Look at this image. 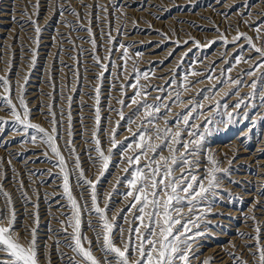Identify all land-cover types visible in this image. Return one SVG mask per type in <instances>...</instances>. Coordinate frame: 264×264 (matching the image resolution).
<instances>
[{"label": "rangeland", "instance_id": "1", "mask_svg": "<svg viewBox=\"0 0 264 264\" xmlns=\"http://www.w3.org/2000/svg\"><path fill=\"white\" fill-rule=\"evenodd\" d=\"M20 1H22V2H20ZM67 1H70V2H67ZM74 1H75V3H74ZM74 1L73 0H64V1L63 0H60V1L59 0H57V1L56 0L55 1L54 0H45V2H44L43 0H39V9H38L39 14L36 15L37 9L34 8L32 5L36 4L37 0H33V1L32 0H29V1L28 0H15V1L14 0H8V1L7 0H0V24H1L0 25V46L2 45L1 46L2 48L0 47V55H1L0 56V63H1V65H0V76L7 75L10 79L11 89H12L11 98L13 100V103L18 104L17 97L19 95V88L17 87V85L18 84L24 85V89H25L24 97H25L26 103H27V105L30 109V112H31V122L39 125L40 127H43L44 129H46L48 131H51V128H52V124L50 123L52 116L49 114L48 106L49 105L52 106V111L55 112L56 119L59 122L56 125V127L58 128V133H59L57 142H58V146L61 150V153L65 157L67 168H68V171L70 173V184H71V190H72L73 196H75L77 198L78 202L82 206L87 204L90 207L91 199H90L89 191L87 190V185H85L84 187L78 186L77 177L79 174V170H77L74 166V164H75L74 157L70 155V153L68 151L69 145L66 144V141L71 139V141H72L71 147L75 148L76 155H78L80 157V164H81V167L83 168V170L86 174V178L91 179V180H95L96 177L99 175L98 165L94 166L92 160L89 159V156L91 155L93 158H95L97 155L95 153V151L93 150L95 148V145H94V143L91 142V137H92L93 131L96 130L95 123H94L95 122V113L94 112H95V109L97 107H99L100 112H101L100 113L101 119H100V125H99V130L97 132V136H98V139H100V141H101V146H102L103 150L107 154V150L111 147V145L109 143V138H110V134L113 132V130H115L116 139L118 141V147H119V142L127 143L129 140L132 139V132L129 131V128H131L133 132H138L139 131V125L144 120V116H143L144 109H140L139 114L136 116H133V113L137 109V104H132L131 97H133L134 93L137 91V88L130 87V85L136 84V85L144 86L143 89H140V90L146 92L147 95H146V97H138L137 98L138 101L146 102L148 104H158L161 102H163L165 104H170V105L172 104L173 105L172 108H174V109L171 108V113H179V112L185 111L187 108L190 107V105H188L187 103H182L184 105L181 106V104H180V106H179L180 109H177L179 107H177L173 104V102L175 100L176 91H180L181 101L195 100V101H200L201 103H204L206 105L205 106L203 104L204 105L203 112L204 111L207 113L209 112L210 116L207 113H204L205 117H204V115L203 116L201 115L203 118L201 119L199 117L200 120L199 119L198 120L200 122L198 120L195 121V123L197 122L196 123L197 125L199 124V126L203 129L206 122L210 119L212 120L211 124H207V127L209 129H211V132L205 134L204 149L201 151V153L197 157H195V160L199 161V165L195 169L194 174L197 173L195 175H197L198 180H203L205 186L207 185V179L205 177H206L207 171L210 168V165L208 163L209 154H211L215 158V160L219 162V168L221 169V171L216 173L217 183L219 184V187H217L214 190L216 194L214 196L209 194L207 201H204L200 204L201 208H207V207L211 206V211L208 213L206 219H204L201 222L200 230H203L205 232V237L198 238L197 244L200 246V248L201 247L203 248V249L202 248L200 249L199 253H197V251H195L196 252L195 257L199 256L198 258L200 259L198 264H201V261H204L206 259H210L211 264H220L219 261H222V258L224 259V257H225V259H224L225 264H236V263L238 264V262H239V264H241V262L245 261L246 259H247L246 260L247 264H258V260L254 259V257L251 254L252 252L249 250L250 247L253 244H255V240L254 239H248L247 237H255L256 236L254 229L257 225L261 228V237L264 238V227H263L264 226V219H263L264 218V215H263L264 214L263 213L264 212V206H263L264 205V203H263L264 202V196H262L260 193L264 190V170H261V169H264V166H263L264 163L259 164L260 161L264 160V134H263L264 133V129H263L264 128V106L261 109V107H262L261 101H262V97H264V94H263L264 89L263 90H261V89L264 87V84H262L260 82V80L258 79V77L261 75V73L264 72V69H261L260 71L256 72L255 76H248L245 74L248 72L249 69H250L249 71L252 70L253 65H255V63L253 64L251 62L252 64L250 65L251 66L250 67L248 65L250 63H244L243 61H241L239 64H236L235 59L234 60H232V59L235 58L237 53H239L242 49H243V52L244 51L247 52V53L244 52V54H243L245 59L246 58L247 59L253 58V56L256 55L252 50H250L246 46L247 43L245 41H243V40H240L241 42L240 41H238V42L233 41V37H235L238 32L246 34L248 37H251L253 39V42L257 46L264 44V41L257 39V33L255 31H252L253 27H255V24L257 25V24H259V22L261 20H264V14H262V13H264V10H263L264 9V0H259V2L257 4H255L254 8L257 10L253 9V7H251V8L247 7L248 4L255 3L256 0H242V1L241 0L240 1L239 0L238 1L237 0H234V1L233 0H228V1L227 0H225V1L224 0H210V1L207 0V2H206V0H179V1L178 0H163V1L162 0H149V1H147V0H130L131 2L129 0H114V1L113 0H101V1L100 0H93V1H91V0H84V1L77 0V2H76V0H74ZM90 1L93 3H91ZM158 1H160V2H158ZM249 1H250V3H249ZM71 2H73L74 5H72ZM112 2H113V4H112ZM156 2H158V3H156ZM179 2H181L182 5ZM222 2H224V4ZM55 3H57V4H55ZM70 3H71V5H70ZM114 3L120 4L121 5L120 9L114 10L112 8L113 5H115ZM211 3H213V4L211 5ZM229 3H231V4H229ZM61 4H63V5H61ZM76 4H79V5L77 6ZM89 4L92 7H89V8H87L88 10H85L83 5H89ZM102 4L104 6L108 7L109 11L107 13H104L99 7H97V6H101ZM221 5H224V6H221ZM258 5H260V6H258ZM167 6L170 8H168ZM135 7H137V8H135ZM223 7H227V9L226 8L223 9ZM241 7H243V8H241ZM18 8H20V9H18ZM62 8L63 9H68V8L74 9L76 12H78L80 14V20H78L73 15L66 16L69 14L67 11L64 12L66 15H60L59 10ZM124 8H125V10H124ZM209 8H210V10H208ZM97 9H98V12H97ZM204 9L207 10V12H209V13H206V11H203ZM25 10L27 11V15L24 16V14H22V13ZM154 10H155V12H154ZM186 10H187V12H186ZM249 10H250V12H249ZM39 11H42V13ZM235 11H237V12L235 13ZM244 11H246V12H244ZM49 12H51V13H49ZM111 12H113V13H111ZM174 12H176V14ZM211 12H214V15ZM247 12H248V14L246 15L245 13H247ZM14 13H18L19 16L17 14H14ZM20 13L22 15H20ZM85 13H88L89 15H85ZM95 13H97V14H95ZM98 13L100 16L98 15ZM165 13H167V14H165ZM222 13H224V14H222ZM249 13H250V15H249ZM253 13L258 15L259 17L254 15ZM49 14H51V15H49ZM188 14H190V15H188ZM208 15H209V18H208ZM232 15H233V17H232ZM248 15H249V17H248ZM101 16H102V18H103V16L104 17L107 16V19H104V18L101 19ZM172 16L174 17L173 19L175 21L173 19H171ZM9 17H11V18H9ZM28 17H31L32 20L37 21V23L41 29L38 46L36 43H34V40H36V33H35L33 25L30 23V20ZM189 17L192 18L193 20L194 19H196V20L193 21ZM218 17H220V19ZM230 17H232V18H230ZM40 18H41V20H40ZM228 18H229V21H228ZM201 19H203V20H201ZM221 19H223V21ZM11 20H12V22H11ZM43 20H44V22H43ZM172 20H173V22H172ZM154 21L155 22L159 21V22L155 23ZM161 21H163V22H161ZM131 22H132V24H131ZM164 22H166V23H164ZM213 22H215V23H213ZM129 23L131 25H133V24L134 25L131 26ZM167 23H168V25H167ZM170 23L172 25H170ZM175 23H177V24H175ZM201 23H203V24H201ZM59 24L62 26H59ZM154 24H156V25H154ZM55 25L59 26V28L58 27L55 28ZM99 25H101V26H99ZM143 25H145V26L142 27ZM146 25H149V26L147 27ZM184 25H186V26H184ZM67 26H68V28H67ZM88 27L92 28L93 37L96 40V48L95 49H97V50L93 49L91 43L88 42L91 38H93V37H89L88 33L86 32V29ZM125 27H128L129 30L127 28L125 29ZM250 27H251V29H250ZM63 28H65V29H63ZM246 29H247V31H245ZM18 30H20V31L18 32ZM57 30H58V32H57ZM95 30H97V32ZM10 31H12V34L13 33L14 34L11 35ZM67 31L70 33H68ZM20 32H21V34H20ZM194 32H195V34H194ZM262 32H264V28H262ZM132 33L133 34L136 33L135 36L136 35L137 36L136 37L134 35L132 36ZM200 33H202V34H200ZM109 34L112 37V43L108 42V35ZM138 34H139V36H138ZM204 34H206L207 36ZM123 35H124V37H123ZM164 35H166L165 37H167V38H165ZM197 35H198V37H197ZM202 35H203V37H201ZM183 36H185L184 39H183ZM5 37H7L8 39L3 40V39H5ZM15 37H16V39H15ZM127 37L128 38L130 37V38L128 39ZM169 37H172V38H169ZM173 37H174V39H173ZM186 37L188 38L187 40H186ZM56 38L58 41L56 40ZM97 38H98V40H97ZM134 38H136V39H134ZM164 38L166 40H164ZM175 38L178 41L179 40L180 41L179 42L177 40L175 41ZM44 39H46V40H44ZM59 39H60V41H59ZM75 39H79V40L76 41ZM80 39L82 40L84 45L85 44H87V45L84 46L82 44V42L81 43L78 42V41H81ZM50 40H51V42H53V41L54 42L51 43ZM69 40H71L72 43H69ZM142 40L147 41V42L144 43V42H142ZM171 40H172V42H171ZM207 40L211 41V42H209V45L207 44L208 43ZM100 41H101V43H100ZM60 42H62V43H60ZM174 42H176V43H174ZM204 42L206 45L204 44ZM6 43H9V44H6ZM103 43L105 44V46ZM171 43L173 45L174 44L175 45L172 46ZM197 43L199 44V47L196 46ZM238 43H242L243 46L239 45ZM99 44H100V46H99ZM133 44H134V46H133ZM193 44H195V45L191 47V45H193ZM75 45H76V47H75ZM121 45H124L127 49V52H128L127 58H122V53L125 51V48L121 47ZM12 46H14V48ZM40 46H42V47H40ZM49 46L52 47L53 49L50 48ZM9 47H12V48H9ZM187 47H188V49H187ZM215 47H216V49H214ZM222 47H224V48H222ZM230 48H231V50H230ZM233 48H235V49H233ZM101 49H104V51ZM160 49H161V51H160ZM163 49H165V50H163ZM169 49H171V50H169ZM181 49H183L182 50L183 53H182ZM221 49H223V51ZM238 49L239 50L241 49V50L239 51ZM7 50H8V52H7ZM52 50L54 51V53ZM196 50H198V52ZM216 50H217V52H216ZM226 50H227V52H226ZM32 51L37 52L36 63H35L34 67L30 66V64H29V62L33 58L32 54H31ZM176 51H178V52H176ZM203 51H204V53H203ZM219 51L222 54H220ZM2 52H4V53H2ZM167 52H169V53H167ZM215 52L219 53V54L217 55ZM58 53H59V55H58ZM61 53L63 56L64 55L65 56L63 57L61 55ZM92 53H95V55H97L100 58L101 63L103 65L107 66L106 71L101 72L100 65L97 64V62L93 59ZM173 53L174 54L176 53V54L174 55ZM153 54H155V55H153ZM181 55H182V57H181ZM224 55H225V58H224ZM228 55H229L230 59L228 58ZM2 56H5V57H2ZM147 56H148V58H146ZM154 56H157V57L160 56V58H162V56H164L165 58L163 57L164 59L162 58V60H163L162 61L160 58H156ZM16 57H18V58H16ZM70 57H74L75 59H70ZM149 57L150 58L153 57L154 59H152L150 61ZM175 57H177V58H175ZM204 57H205V59H204ZM49 58H51V59H49ZM65 58L67 61H65ZM178 58H179V60H178ZM223 58H224V60H223ZM226 58H228V59H226ZM52 60H53V62H52ZM9 61H11L12 63ZM139 61H141V62L139 63ZM188 61H190V62H188ZM192 61L194 62V64H192L193 63ZM204 61H206V62H204ZM56 62H58V64L59 63L60 64L58 65ZM86 62H88V63H86ZM147 62H148V64L146 65L145 63H147ZM156 62H158V63H156ZM198 62L200 63V65H198V66H201L199 68H198V66H196L197 64H199ZM202 62H203V65H202ZM219 62H220V64H219ZM2 63H5V66L3 64L4 67L2 66ZM167 63H169L170 65L168 66ZM175 63H176V68L174 67ZM7 64L8 65L10 64L12 66L10 69L11 71H9ZM89 64L91 65V67L89 66ZM125 64H126V68L122 67ZM153 65H155V66H153ZM190 65H193V66H190ZM244 65L245 66L248 65V67L247 66L245 67ZM159 66H160V68H159ZM165 66H167V67H165ZM233 66H235V67H233ZM236 66H237V68H236ZM242 66H244L245 68H242ZM5 67H7V69H5ZM170 67H172V68H170ZM215 67H216V69H215ZM161 68H165V71H164V69H161ZM167 68H169V70ZM201 68H203V69H201ZM14 69H15V71H14ZM175 69H176V72H175ZM229 69H230V71H229ZM134 70L139 71V72L147 71V72H149V76L153 77V79L148 76L149 78L141 77L137 81L136 79L133 78ZM194 70H195V72H200V73L204 72L203 73L204 75L192 77L191 73ZM214 70H215V72H214ZM243 70H245V71H243ZM74 71L78 72V77L76 75H74ZM162 71H164V72H162ZM153 72H155V73H153ZM179 72H181V73H179ZM207 72L208 73L210 72V74H208ZM233 72H234V74H233ZM241 72H244V73H241ZM157 73H159V74H157ZM167 73L168 74L170 73V74L167 75ZM217 73L219 75H217ZM26 74L29 75V79H28L27 83L25 84L23 78ZM185 75H189V76H187L188 82H189L187 84V87H189V88L191 87L187 91H185L184 87H181L183 85V83H185V81H184ZM207 75H211L214 79L207 81L208 80ZM14 76H15V78H14ZM98 76H102V79L98 80L97 79ZM125 76H128V77H126V79H125ZM50 77L52 78L51 82L55 84V91H53V88L49 86ZM234 77L235 78L237 77V79L241 80L240 85L237 86V85L232 84V81L236 80ZM229 78H231V79H229ZM87 79H90V80H87ZM215 79H217V80H215ZM143 80H145V81H143ZM157 80H161V81H157ZM203 80H204V83H203L204 86L202 85V82H199V83L197 82V81H203ZM148 81H151L153 83H150ZM155 81L157 83H155ZM221 81H226V83L221 84L220 83ZM34 82H36V83H34ZM251 82L252 83L255 82L257 85L258 90L257 91L255 90V91L258 94H256V96H255L256 98L255 97L252 98V95H251L254 91L250 87V85L252 84ZM107 83H110V84H107ZM193 83H197V85L200 84L198 86L202 85V89H201V87H199V90H197L198 92L195 91L194 87L196 86V84H193ZM123 84H124V86H123ZM209 84H211L212 86ZM228 84H230V86ZM242 84H244V85H242ZM226 85H228L229 87ZM122 86L125 89L121 88ZM213 86H215V88ZM223 86H225L226 90L224 89ZM246 86H247V88H246ZM97 87L100 88V100L105 97V99H103L102 101L99 100V105L96 104V101L94 99V97L96 96L95 89ZM103 87H105L107 89H105ZM237 88H238V90L240 89V91L242 89L241 92L238 91V95H233L234 97L232 96V98H229L228 96L225 95L226 93H231L233 91H236ZM159 89H163V91H160ZM200 89L204 90L205 94L208 95L209 97H211L213 95V92H216V89H220L221 91L219 90V92H221V94L216 92L215 99L214 100L213 99H207V101L204 99L207 102V103H205V101H203L201 96H197L199 91L201 92ZM85 90H86V92H85ZM154 90L159 91V93L154 91ZM191 90H194V92ZM259 90L262 91L263 93L259 92ZM30 91L33 93H31ZM41 91L43 93H41ZM112 91H114V93H112ZM105 92H107V93L105 94ZM182 92H185L186 94L182 93ZM102 93H104V94L102 95ZM259 93H261V94H259ZM3 95H4V90H3L2 85H0V98H2ZM118 95H119V98L116 97ZM260 95H262V96L260 97ZM37 96H39V97L37 98ZM49 96H51L52 99H49ZM69 96L72 98L71 106H69L68 101H67V97H69ZM79 96H80V98H78ZM82 96H84V97H82ZM241 96L244 97L243 98L245 101L244 104L248 105L249 102L251 101L250 104L246 108H244L245 107L244 105L243 106L241 105V108H239V109L235 108L236 110L233 109L232 108L233 105L242 98ZM156 97H160L161 99L157 100ZM35 98H36V100H35ZM108 99L111 101H108ZM121 100L124 101L125 105H131V107H126V106L122 107L121 104L118 103V101H121ZM225 100L227 101V104L229 103L228 108L226 110L221 107L215 111H209L210 108H213L215 106L216 101H220L221 104H223L225 102ZM254 102H256V103H254ZM0 103H1L0 104V111L2 113L4 112V114H2L0 112V114H1L0 117H2L6 121H11L12 117L10 116V114H7V109L2 108L3 107L2 99H0ZM28 103H30V104H28ZM40 106H41V109L39 108ZM87 107H88V109H87ZM100 107H102V109ZM37 108H39V109H37ZM42 108H44V109H42ZM79 108H80V110H79ZM104 108L106 110H104ZM206 108H208V109H206ZM258 108H259V110H258ZM228 109H230L229 110L230 112L227 111ZM69 111L71 112V117H72V121H71L72 136H71V138L67 135L68 134L67 116L69 114ZM120 111H123L125 120H127L129 117H132V119H134L135 122L130 123V124L125 123V120H121V118L119 116ZM165 111H166V109L161 108L160 114H163V112H165ZM257 112H258V114H257ZM75 113H76V115H75ZM83 113H86V114H83ZM171 113L168 115V117L167 116L165 117V119L167 118L166 120L172 121L174 119V117ZM229 113H233V114H231V122H227V121H229ZM206 114H207V116H206ZM171 115H172V117H171ZM243 115H244V117H247L245 119H248L249 117L251 118V119L249 118L250 119L249 122L252 121V123H250L249 125H251V124L253 125V123L256 125H255V127H253L251 125L250 129L248 130L247 136L237 138L235 135L236 132H234L233 130H234L235 125L239 124V117H242ZM261 115H262V117H261ZM36 117H38V118H36ZM78 118H80V119H78ZM32 119H34V120H32ZM75 121H77V122H75ZM258 121L260 124L258 123ZM159 122L160 123H158L157 125L158 126L160 125L159 127L163 128L164 127V120H162V121L160 120ZM75 123H76V125H75ZM85 124H87V125H85ZM74 127H75V129H74ZM260 127H262V129ZM147 128L149 129V131H151L152 125H147ZM29 131L31 132L32 130H29ZM102 131H103V133H102ZM15 133L16 132L12 128H8L6 131H4L2 134H0V142L3 141L2 142L3 144L0 146V152H1L0 153V156H1L0 160L2 159L3 165H4L3 166L4 169L2 168V170L0 169V171L4 172L5 174L7 173L6 174L7 179L3 181V185H4L5 191L9 192L12 195L13 200L15 202L16 212L18 213L17 214V221H16V228H18L19 230L21 229L20 234L23 236L24 235L23 230L26 227L33 226L32 220L26 215V213L30 214V213L36 212L38 210L40 220H41V222L39 221L38 229H40V228L43 229V230L37 229V234H38L37 238H38V242H39L41 249L44 248L43 246H45V244H47V246L50 245L47 248L50 251V253H52V255H53V257L51 255V259H52L51 264H54V263L56 264L58 262H59L58 264H68V259H66V258H68V256L73 255V253L71 252V250L68 247H66V245L69 243V240L67 238V234L61 230L62 229L61 227H63V226L60 225L58 220H65L64 217L66 215H70V209L67 205L66 199L63 197V190L61 187L62 180L59 178V176H60L59 167H53L52 166L53 164L56 163V158L53 156L51 151L49 149H47L46 146L41 144L39 141H37L36 144H32L31 142H22L25 139L24 136L18 135L17 133L15 135ZM13 134H14V136H13ZM81 134L84 136H80ZM250 134H251V136H250ZM4 135L8 136L9 138L4 136ZM105 138H106V140H105ZM126 138H127V140H126ZM75 140H78V142H75ZM232 140H234L236 143ZM87 142H89V144H87ZM16 143H17V145H15ZM90 143H92V145ZM156 143H159V141H156ZM223 143H224V147L222 145ZM217 144L221 147V149L218 147ZM227 144H229V147ZM10 145L11 146L13 145L14 147H9ZM239 145H240V147H239ZM18 146L20 149L18 148ZM88 146H90V147H88ZM226 146L229 150H227ZM255 146L258 147L259 149L256 148ZM6 147L10 148V149H7ZM2 149H4V150L2 151ZM233 149H236V150H233ZM253 150H254V152H253ZM230 151H231V153H230ZM45 152H47V156L44 155ZM113 152L116 153L117 149H113ZM228 152L230 155L228 154ZM12 154H13V156H12ZM130 154H131L130 152L125 153V155H130ZM163 154L165 156H167L168 152L165 151ZM35 155H37V156H35ZM249 156H250V158H249ZM257 156H258V158H257ZM6 158H7V160H6ZM226 158H227V160H226ZM228 158H230V159H228ZM247 158L250 160H247ZM120 159H121V156L119 154L113 156V159H112V162L110 164L109 169L107 170L106 174L103 177H101L100 182L97 184V196H98V202H99L101 207H104V205L106 203L108 204L109 210L107 212V215H108L109 219L111 220L112 217H116L114 223L119 227H123L125 229V235H127L126 230L129 227V225L127 223H125V220L122 219L121 217L126 214L128 220L132 219V213H128L127 207H126L131 198H129L128 200L124 199V196L122 194L127 192L128 189H127L125 184L117 183L118 180L124 178L127 175L123 171V169L126 167L125 164L120 163L117 166V161H119ZM4 160H6V161L4 162ZM8 160L11 161L10 164L8 163ZM236 160H238V161L236 162ZM14 161L17 162L18 164L15 163ZM252 161H254V162H252ZM141 162L143 163V159ZM203 162L205 163V166H204ZM225 162L228 164L226 165ZM249 162H251V163L249 164ZM255 162L257 164H255ZM20 163H21V165H19ZM46 163H47V165H46ZM202 163H203V165H202ZM224 164L226 166H224ZM13 165H14V167H13ZM33 165H35V167ZM43 166H49V167H43ZM19 168L21 171H18ZM22 168H24V169H22ZM13 169H15L16 173L18 172V174H19L18 176L14 177L11 174L13 172ZM22 172L24 173L23 175H22ZM45 172L46 173H49V172L52 173V176L49 177ZM225 172L230 173V174L225 175ZM29 173H35L37 175H34V176L30 175L29 176ZM26 174H28V176ZM233 174H234V176H233ZM177 175H179V173H177ZM242 175H244L245 177L244 176L241 177ZM40 176H42V177H40ZM18 178L20 180L22 178L21 181H23V183L25 185V188L23 190L27 192V194L30 198V202H25V200L22 199L23 197L21 196V191L18 188V182H19ZM36 178H37V180H34ZM248 178H250V179H248ZM231 179H233V180H231ZM255 179H257L258 181ZM41 181H44L45 183L42 184V183H40ZM33 182H35L34 183L35 186L33 185ZM7 183H9V185ZM80 183H83V182L80 181ZM47 185H49V187H47ZM225 185L227 186L226 188H225ZM43 186L46 187L47 190H46V188L44 189ZM49 188L50 189L52 188L53 190L51 189V191H50ZM56 188L60 191L59 193H58V190ZM13 189L14 190L16 189V190L14 191ZM17 190H19V191H17ZM54 192H56V193H54ZM37 193L38 194L41 193V194H39L40 199H36L37 201L36 200L34 201V199L37 198ZM46 193H47V196H45ZM82 193H83V198H81ZM109 194H111L110 199L108 198ZM248 194H249V196H248ZM14 195H15V197H14ZM253 195L255 196V198ZM49 196H51V197H49ZM17 197H19V199L21 198L20 199L21 202H19L20 201L19 199L18 200L16 199ZM31 198H34V199H31ZM249 198H251V199L249 200ZM43 199H44V201H43ZM45 199H46V202H45ZM261 199H262V201H261ZM226 200L229 202H225ZM53 201H55V202H53ZM250 201H252L253 203L252 202L250 203ZM35 202H38L39 204L35 203ZM34 203L39 205L38 209L34 208L32 206V205H34ZM122 203H123V205H122ZM61 204H63V205L61 206ZM230 204H232V205H230ZM21 205H23L24 207ZM19 206H21V207L18 208ZM28 206H29V208H28ZM44 206L45 207L47 206L48 208L47 207L45 208ZM220 206H221V208H220ZM57 207H59V209H57ZM62 208H63V210L61 211L60 209H62ZM254 208H255V210H254ZM0 209H5V200H4V197L2 195H0ZM44 209H48V210H44ZM67 209H68V211H67ZM121 209H125V212L121 213ZM226 209H228V210H226ZM229 210L231 212H229ZM257 210H259V211H257ZM21 211H23V213ZM225 211H227L228 213L226 212V214H225ZM232 211L235 215L232 213ZM132 212H135V210L133 209ZM55 213H57V214H55ZM183 214L185 217H188L189 213H188L187 207H185ZM246 214H248V215H246ZM55 215H56V217H55ZM23 216H24V218H23ZM51 216H52V219L50 218ZM252 216H255V218L258 221L255 219V222H254V220H252V219H247L248 217H252ZM55 218H57V219H55ZM260 218H261V222H260ZM48 219L50 221H48ZM82 219H83L82 231L90 240H92L93 245L95 246V244H96V237L95 236H97L96 234L99 230V225H100L101 221H99L97 219L95 213L89 215L88 211H86V210L82 214ZM89 220H91L92 224L94 226H96L97 232H93L88 228L87 222ZM26 221H28V222H26ZM51 221H53V222H51ZM54 221H55V223H54ZM249 221H250V224H248ZM252 222H254V223H252ZM21 223H24V224H21ZM51 223H53V224H51ZM229 223H231V225ZM48 224H49V226H48ZM56 224H58V225H56ZM254 224H255V226H253ZM205 225H207V228H205ZM237 226H238V228H237ZM47 227L50 229H48ZM119 227L114 229V238L118 244L120 242L119 241ZM231 227H232V229H231ZM252 227H254V228H252ZM229 228H230V230H229ZM248 228H249V230H248ZM44 229H46V230H44ZM196 230L197 229H193V231H196ZM68 232H71L70 228L68 229ZM241 233L244 234L243 237L240 235ZM48 234H49V236H48ZM50 235H52V236L50 237ZM91 235L93 236V238ZM55 236H56V238L59 236L61 238L59 237L58 238L59 240H58L55 238ZM64 236H65V238H64ZM229 237L232 239H230ZM240 239H242V240L239 241ZM244 239H246V240L248 239L247 240L248 242L244 241ZM21 242L24 243L25 241L22 240ZM239 243H242V245H240ZM223 244H225V245H223ZM226 244H227V246H230L229 247L230 250L227 249L228 247L226 246ZM232 244L234 246L235 245L236 246L233 247ZM56 245H58V246H56ZM60 245H61V247H60ZM194 245H193V248H194ZM215 245H216V248H215ZM219 245H221L223 248L220 247ZM203 246H205V247H203ZM212 246H214V248ZM53 248H55V249H53ZM208 248L212 249V252H209ZM245 248H247V249L245 250ZM56 249L58 250V252ZM236 250L238 251L239 255L237 254ZM244 250H245V252H244ZM254 250L252 249V251H254ZM94 251H96L95 247H94ZM61 253L65 254V255H63L64 258L61 256ZM204 253L206 254L205 256H204ZM216 253H218L219 255H217ZM243 253H245V254H243ZM54 254H56V255H54ZM211 254H212V256H211ZM241 254H242V258L244 257L242 260L240 259ZM246 254H249L250 256L248 257V255H246ZM96 255L100 256V252L97 251ZM219 256L221 258L220 260L218 259ZM237 256L239 257L240 260L236 259V258H238ZM251 257H253V259ZM56 258H57V260H56ZM59 258H60V260L58 261ZM231 258H232V261H231ZM216 261H218V263ZM45 264H46V262H45Z\"/></svg>", "mask_w": 264, "mask_h": 264}, {"label": "snow or ice", "instance_id": "2", "mask_svg": "<svg viewBox=\"0 0 264 264\" xmlns=\"http://www.w3.org/2000/svg\"><path fill=\"white\" fill-rule=\"evenodd\" d=\"M258 2L259 0H256V3ZM32 6L37 9L36 15H38L39 0ZM254 6L255 3L247 5L249 8ZM83 7L89 8L92 6L83 5ZM97 7L104 13L109 11L107 6L101 5ZM120 7V4L113 5L114 10H118ZM65 11L80 20V14L71 8L60 9L59 14L64 15ZM22 14L27 15V11L25 10ZM85 15L89 14L85 13ZM103 18L107 19V16ZM29 20L36 33L34 43L38 46L41 29L37 21L32 20L31 17H29ZM262 28H264V20L260 21L252 30L257 33V39L264 41ZM86 31L89 37H93L91 27H88ZM242 39L247 42V47L256 55L253 58L245 59L243 50H241L237 53L235 62L237 64L241 61L251 63L252 59H256L258 61L257 64L253 65L252 70L246 73L248 76H255L257 71L264 69V44L257 46L251 37L239 32L233 37L234 42ZM88 42L91 43L93 49L96 48V40L94 37ZM108 42L112 43L110 34L108 35ZM69 43H72V41L69 40ZM121 47L125 48V51L122 53V58H127L128 52L126 47L124 45H121ZM197 47H199L198 43ZM31 54L33 58L29 64L34 67L37 52L32 51ZM70 59L75 58L70 57ZM93 59L100 65L101 72L107 70V66L101 63L100 58L95 53H93ZM122 67L126 68V64ZM8 68L10 71V64ZM74 75L78 77V72L74 71ZM191 75L201 76L204 74L193 71ZM148 76L149 72L147 71L139 72L134 70L133 78L137 81L141 77L148 78ZM23 79L26 84L29 75L26 74ZM51 79L50 77L49 86L55 91V84L51 82ZM97 79L101 80L102 76H98ZM207 79L211 80L213 77L209 75ZM258 79L264 84V72L261 73ZM184 81L185 83L182 86L187 91L189 90L187 87L189 83L187 75H185ZM220 83L224 84L226 81H221ZM232 84L238 86L241 84V80H233ZM0 85H2L4 90V95L0 98L3 101V108L7 109V114H10L12 117L11 121H6L0 117V134L8 128H12L18 135L24 136L25 139L22 142L36 144L39 141L56 158V163L52 166L59 167V178L62 180L63 197L66 199L70 209V215H66L65 220H58L63 226L62 231L67 234L69 240L66 247L73 253V255L67 258L68 264H191L192 259L197 258L195 257L193 245L198 243V238L205 237V232L200 230L201 222L206 219L208 213L211 211V206L201 208L200 204L207 201L209 194L213 196L216 194L214 190L219 187L216 173L221 171L219 162L209 154L208 163L210 168L205 177L207 179V185L205 186L203 180H198L197 175L194 174L195 169L199 165V161L194 158L204 149L205 134L211 132V129L207 127V124L212 123L211 119L206 122L203 129L195 123L201 115H204L203 103L195 100L181 101V93L180 91H176L173 104L179 107L181 103H187L190 107L179 113H171L172 105L170 104L163 102L148 104L138 101V97H146L147 95L146 92L140 90L144 86L136 84L130 85L133 88H137V91L131 97L132 104H137V109L133 113V116L138 115L140 109H144V120L139 125L138 132H133L129 128V131L132 132V139L127 143L119 142V147L115 130H113L109 138L111 147L107 150V154L103 150L101 141L97 136L101 119L100 109L97 107L95 109L94 122L96 130L93 131L91 137V142L95 145L93 150L97 155L95 158L91 155L89 156L93 165H98L99 175L95 180L86 178V174L80 164V157L76 155L75 148L71 147V139L66 141V144L69 145L68 151L74 157V166L79 170L77 177L78 186L84 187L87 185L91 199V205L89 207L87 204L82 206L72 194L70 173L65 157L61 153L57 142L59 133L56 125L59 122L56 119L55 112L52 111V106H48L49 114L52 116L50 121L52 128L51 131H48L31 122V112L24 97V85H17L19 88V95L17 97L18 104L13 103L11 98V83L7 75L0 76ZM213 87L215 88V86ZM250 87L254 90L251 94L252 98H254L257 94L255 91L257 85L253 82ZM159 90L163 91V89ZM218 91L219 89H216V92ZM238 91L237 88L236 91L226 93L225 95L230 98L232 95H238ZM95 92L96 96L94 99L96 104L99 105L100 88L97 87ZM216 92H213V95L209 97L205 94L204 90H201L197 95L201 96L202 99L214 100ZM49 99H52V97L49 96ZM156 99L160 100L161 98L156 97ZM67 101L69 106H71L72 98L70 96L67 97ZM118 103L122 107H131V105H125L122 100L118 101ZM241 105L247 107L244 104L243 98L233 105V107L239 109ZM261 106H264V97H262ZM221 107L225 110L228 108L226 100L223 104L220 101H216L215 106L210 108L209 111H215ZM161 108L166 109L163 114H160ZM170 113L174 117L172 121L165 119ZM119 116L121 120H125L123 111L119 112ZM67 120L68 136L71 137L72 117L70 111ZM160 120H164L163 128L157 127ZM134 122L132 117L125 120V123L129 124ZM227 122H231L230 113L229 121ZM147 125H152L151 131H149ZM252 126L255 127V124L253 123ZM29 130L32 131L30 132ZM156 141H159V143H156ZM0 145H2V142H0ZM113 149H117V152L114 153ZM165 151L168 152L167 156L163 154ZM128 152L131 154L125 155ZM117 154L121 156V159L117 161V166L120 163L125 164L126 167L123 171L127 174L124 178L118 180L117 183L125 184L128 189L127 192L122 194L124 199L128 200L131 198L126 207L127 212L132 213V219L128 220L126 214L121 217L129 225L126 230L127 235H125V229L123 227H119L114 223L116 217H112L111 220L109 219L107 215L109 210L108 204L106 203L104 207H101L97 196V184L109 169L113 156ZM44 155L47 156V152ZM142 159L143 163L141 162ZM8 163L10 164L11 161H8ZM2 168L3 161L0 160V169ZM46 174L49 177L52 176L50 172ZM229 174L225 172V175ZM18 175L15 169H13V176ZM30 175L36 174L30 173ZM6 179V174L0 171V195L5 200V209H0V264H45V262L46 264H51V253L47 248V244L41 249L37 238V229L40 220L38 210L30 214L26 213L32 220L33 226L26 227L23 236L20 234V230L16 228L17 212L15 202L12 195L4 189L3 181ZM80 181L83 183H80ZM41 183L43 184L45 182L41 181ZM18 188L21 191L23 199L26 202H30L27 192L23 190L25 188L23 181L18 182ZM261 195L264 196V191L261 192ZM45 196H47V193ZM81 198H83V193L81 194ZM108 198H111V194H109ZM37 199H39L38 193ZM32 206L37 209L39 207L38 204ZM185 207L188 209V217H185L183 214ZM133 209L135 212H132ZM85 210L88 211L89 215L95 213L97 219L101 221L98 232L91 220L87 222L88 228L93 232H97L95 246L92 240L82 231V214ZM124 212L125 209H121V213ZM247 219L255 221L256 218L252 216ZM117 227H119V244L114 238V229ZM69 228L71 232H68ZM205 228H207V225H205ZM193 229L197 230L193 231ZM254 230L256 236L247 237L248 239L255 240V244L249 250L252 252V256L258 260V264H264V238L261 237V228L259 226L255 227ZM240 235L242 237L244 236L243 233ZM22 240L25 242L22 243ZM94 247L96 251L100 252V256L96 255ZM233 247L235 246L233 245ZM252 249H255V251H252ZM63 255L65 254L61 253L62 257ZM236 259L239 260V258ZM201 264H211V260L206 259ZM241 264H247V262L243 261Z\"/></svg>", "mask_w": 264, "mask_h": 264}, {"label": "bare ground", "instance_id": "3", "mask_svg": "<svg viewBox=\"0 0 264 264\" xmlns=\"http://www.w3.org/2000/svg\"><path fill=\"white\" fill-rule=\"evenodd\" d=\"M7 1H8V0H7ZM14 1H15V0H14ZM28 1H29V0H28ZM32 1H33V0H32ZM43 1L45 2V0H43ZM54 1H55V0H54ZM56 1H57V0H56ZM59 1H60V0H59ZM63 1H64V0H63ZM73 1H74V0H73ZM79 1H80V0H79ZM82 1H84V0H82ZM82 1H81V2H82ZM91 1H93V0H91ZM91 1H90V2H91ZM100 1H101V0H100ZM113 1H114V0H113ZM129 1H130V0H129ZM147 1H149V0H147ZM162 1H163V0H162ZM178 1H179V0H178ZM209 1H210V0H209ZM224 1H225V0H224ZM227 1H228V0H227ZM233 1H234V0H233ZM237 1H238V0H237ZM239 1H240V0H239ZM241 1H242V0H241ZM20 2H22V1H20ZM67 2H70V1H67ZM76 2H77V0H76ZM87 2H88V1H87ZM90 2H89V3H90ZM130 2H131V1H130ZM137 2H138V1H137ZM142 2H143V1H142ZM158 2H160V1H158ZM158 2H156V3H158ZM164 2H165V1H164ZM194 2H195V1H194ZM200 2H201V1H200ZM206 2H207V0H206ZM4 3H5V2H4ZM65 3H66V2H65ZM71 3H72V5H74L75 1H74V3H73V2H71ZM71 3H70V5H71ZM91 3H93V2H91ZM98 3H99V2H98ZM105 3H106V2H105ZM105 3H104V4H105ZM156 3H155V4H156ZM179 3L181 4V2H179ZM182 3H183V2H182ZM192 3H193V2H192ZM192 3H191V4H192ZM195 3H196V2H195ZM204 3H205V2H204ZM215 3H216V2H215ZM222 3L224 4V2H222ZM225 3H226V2H225ZM233 3H234V2H233ZM244 3H245V2H244ZM249 3H250V1H249ZM262 3H263V2H262ZM55 4H57V3H55ZM112 4H113V2H112ZM114 4H115V3H114ZM121 4H122V3H121ZM128 4H129V3H128ZM149 4H150V3H149ZM164 4H165V3H164ZM164 4H163V5H164ZM180 4H179V5H180ZM186 4H187V3H186ZM189 4H190V3H189ZM212 4H213V3H211V5H212ZM226 4H227V3H226ZM229 4H231V3H229ZM229 4H228V5H229ZM255 4H257V3L255 2ZM61 5H63V4H61ZM64 5H65V4H64ZM76 5L78 6L79 4H76ZM89 5H90V4H89ZM105 5H106V4H105ZM160 5H161V4H160ZM163 5H162V6H163ZM181 5H182V4H181ZM194 5H195V4H194ZM216 5H217V4H216ZM244 5H245V4H244ZM102 6H104V5L102 4ZM130 6H131V5H130ZM133 6H134V5H133ZM152 6H153V5H152ZM221 6H224V5H221ZM221 6H220V7H221ZM230 6H231V5H230ZM233 6H234V5H233ZM258 6H260V5H258ZM43 7H44V6H43ZM43 7H42V8H43ZM95 7H96V6H95ZM122 7H123V6H122ZM142 7H143V6H142ZM163 7H164V6H163ZM165 7H166V6H165ZM167 7H168V6H167ZM186 7H187V6H186ZM190 7H191V6H190ZM205 7H206V6H205ZM207 7H208V6H207ZM16 8H17V7H16ZM71 8H72V7H71ZM74 8H75V7H74ZM112 8H113V7H112ZM127 8H128V7H127ZM135 8H137V7H135ZM168 8H170V7H168ZM224 8L227 9V7H223V9H224ZM232 8H233V7H232ZM241 8H243V7H241ZM241 8H240V9H241ZM246 8H247V7H246ZM18 9H20V8H18ZM46 9H47V8H46ZM76 9H77V8H76ZM79 9H80V8H79ZM82 9H83V8H82ZM84 9H85V10H88V9L85 8V7H84ZM94 9H95V8H94ZM129 9H130V8H129ZM151 9H152V8H151ZM154 9H155V8H154ZM171 9H172V8H171ZM180 9H181V8H180ZM219 9H220V8H219ZM248 9H249V8H248ZM253 9H255V8L253 7ZM47 10H48V9H47ZM124 10H125V8H124ZM130 10H131V9H130ZM138 10H139V9H138ZM208 10H210V8H209ZM237 10H238V9H237ZM244 10H245V9H244ZM246 10H247V9H246ZM255 10H257V9H255ZM263 10H264V9H263ZM12 11H13V10H12ZM111 11H112V10H111ZM121 11H122V10H121ZM139 11H140V10H139ZM142 11H143V10H142ZM156 11H157V10H156ZM169 11H170V10H169ZM179 11H180V10H179ZM196 11H197V10H196ZM203 11H206V13H209V12H207V10H205V9H204ZM220 11H221V10H220ZM39 12L42 13V11H39ZM97 12H98V9H97ZM101 12H102V11H101ZM130 12H131V11H130ZM154 12H155V10H154ZM177 12H178V11H177ZM186 12H187V10H186ZM216 12H217V11H216ZM236 12H237V11H235V13H236ZM244 12H246V11H244ZM249 12H250V10H249ZM11 13H12V12H11ZM44 13H45V12H44ZM49 13H51V12H49ZM111 13H113V12H111ZM169 13H170V12H169ZM174 13L176 14V12H174ZM188 13H189V12H188ZM211 13H213V15H214V12H211ZM232 13H233V12H232ZM239 13H240V12H239ZM7 14H8V13H7ZM14 14H17V15L19 16L18 13H14ZM34 14H35V13H34ZM95 14H97V13H95ZM125 14H126V13H125ZM134 14H135V13H134ZM156 14H157V13H156ZM165 14H167V13H165ZM186 14H187V13H186ZM203 14H204V13H203ZM216 14H217V13H216ZM216 14H215V15H216ZM218 14H219V13H218ZM222 14H224V13H222ZM240 14H241V13H240ZM245 14L247 15L248 12L245 13ZM253 14H254V13H253ZM20 15H22V14L20 13ZM49 15H51V14H49ZM64 15H66V14L64 13ZM69 15H70V14H68V15H66V16H69ZM98 15H99V13H98ZM105 15H106V14H105ZM144 15H145V14H144ZM149 15H150V14H149ZM178 15H179V14H178ZM188 15H190V14H188ZM192 15H193V14H192ZM211 15H212V14H211ZM229 15H230V14H229ZM254 15H256V14H254ZM260 15H261V14H260ZM11 16H12V15H11ZM24 16H25V15H24ZM70 16H71V15H70ZM91 16H92V15H91ZM93 16H94V15H93ZM99 16H100V15H99ZM157 16H158V15H157ZM164 16H165V15H164ZM175 16H176V15H175ZM184 16H185V15H184ZM227 16H228V15H227ZM230 16H231V15H230ZM239 16H240V15H239ZM244 16H245V15H244ZM256 16H258V15H256ZM47 17H48V16H47ZM103 17H104V16H103ZM161 17H162V16H161ZM185 17H186V16H185ZM192 17H193V16H192ZM195 17H196V16H195ZM201 17H202V16H201ZM212 17H213V16H212ZM232 17H233V15H232ZM232 17H230V18H232ZM246 17H247V16H246ZM248 17H249V15H248ZM248 17H247V18H248ZM258 17H259V16H258ZM258 17H257V18H258ZM9 18H11V17H9ZM16 18H17V17H16ZM22 18H23V17H22ZM26 18H27V17H26ZM28 18H29V17H28ZM64 18H65V17H64ZM94 18H95V17H94ZM173 18H174V17L172 16L171 19H173ZM180 18H181V17H180ZM189 18H190V17H189ZM197 18H198V17H197ZM199 18H200V17H199ZM208 18H209V15H208ZM210 18H211V17H210ZM215 18H216V17H215ZM218 18L220 19V17H218ZM218 18H217V19H218ZM222 18H223V17H222ZM226 18H227V17H226ZM226 18H225V19H226ZM241 18H242V17H241ZM241 18H240V19H241ZM250 18H251V17H250ZM255 18H256V17H255ZM47 19H48V18H47ZM73 19H74V18H73ZM98 19H99V18H98ZM101 19H103L102 16H101ZM153 19H154V18H153ZM165 19H166V18H165ZM190 19H192V18H190ZM242 19H243V18H242ZM248 19H249V18H248ZM16 20H17V19H16ZM19 20H20V19H19ZM40 20H41V18H40ZM44 20H45V19H44ZM44 20H43V22H44ZM154 20H155V19H154ZM157 20H158V19H157ZM169 20H170V19H169ZM173 20H174V19H173ZM173 20H172V22H173ZM179 20H180V19H179ZM192 20H193V19H192ZM194 20H196V19H194ZM194 20H193V21H194ZM201 20H203V19H201ZM201 20H200V21H201ZM206 20H207V19H206ZM206 20H205V21H206ZM210 20H211V19H210ZM214 20H215V19H214ZM221 20L223 21V19H221ZM238 20H239V19H238ZM260 20H261V19H260ZM45 21H46V20H45ZM159 21H160V20H159ZM159 21H156V22H159ZM165 21H166V20H165ZM174 21H175V20H174ZM219 21H220V20H219ZM228 21H229V18H228ZM241 21H242V20H241ZM248 21H249V20H248ZM256 21H257V20H256ZM256 21H255V22H256ZM261 21H262V20H261ZM11 22H12V20H11ZM21 22H22V21H21ZM41 22H42V21H41ZM49 22H50V21H49ZM96 22H97V21H96ZM98 22H99V21H98ZM154 22H155V21H154ZM156 22H155V23H156ZM161 22H163V21H161ZM191 22H192V21H191ZM201 22H202V21H201ZM250 22H251V21H250ZM2 23H3V22H2ZM5 23H6V22H5ZM30 23H31V22H30ZM164 23H166V22H164ZM180 23H181V22H180ZM205 23H206V22H205ZM205 23H204V24H205ZM213 23H215V22H213ZM241 23H242V22H241ZM248 23H249V22H248ZM257 23H258V22H257ZM3 24H4V23H3ZM11 24H12V23H11ZM17 24H18V23H17ZM129 24H130V23H129ZM131 24H132V22H131ZM131 24H130V25H131ZM136 24H137V23H136ZM159 24H160V23H159ZM175 24H177V23H175ZM181 24H182V23H181ZM190 24H191V23H190ZM193 24H194V23H193ZM199 24H200V23H199ZM201 24H203V23H201ZM243 24H244V23H243ZM246 24H247V23H246ZM0 25H1V24H0ZM7 25H8V24H7ZM14 25H15V24H14ZM20 25H21V24H20ZM30 25H31V24H30ZM56 25H57V24H56ZM56 25H55V28H56V27L59 28V26H62V25H60V24H59V26H56ZM133 25H134V24H133ZM133 25H131V26H133ZM151 25H152V24H151ZM154 25H156V24H154ZM167 25H168V23H167ZM170 25H172V24L170 23ZM173 25H174V24H173ZM178 25H179V24H178ZM186 25H187V24H186ZM186 25H184V26H186ZM207 25H208V24H207ZM213 25H214V24H213ZM24 26H25V25H24ZM99 26H101V25H99ZM127 26H128V25H127ZM137 26H138V25H137ZM140 26H141V25H140ZM144 26H145V25H143L142 27H144ZM146 26L148 27L149 25H146ZM211 26H212V25H211ZM249 26H250V25H249ZM255 26H256V24H255ZM10 27H11V26H10ZM63 27H64V26H63ZM134 27H135V26H134ZM134 27H133V28H134ZM215 27H216V26H215ZM215 27H214V28H215ZM13 28H14V27H13ZM13 28H12V29H13ZM24 28H25V27H24ZM32 28H33V27H32ZM32 28H31V29H32ZM67 28H68V26H67ZM126 28L128 29V27H125V29H126ZM129 28H130V27H129ZM131 28H132V27H131ZM151 28H152V27H151ZM155 28H156V27H155ZM178 28H179V27H178ZM178 28H177V29H178ZM183 28H184V27H183ZM186 28H187V27H186ZM200 28H201V27H200ZM203 28H204V27H203ZM212 28H213V27H212ZM8 29H9V28H8ZM16 29H17V28H16ZM16 29H15V30H16ZM63 29H65V28H63ZM75 29H76V28H75ZM177 29H176V30H177ZM247 29H248V28H247ZM247 29H246L245 31H247ZM250 29H251V27H250ZM15 30H14V31H15ZM66 30H67V29H66ZM76 30H77V29H76ZM97 30H98V29H97ZM97 30H95V31L97 32ZM128 30H129V29H128ZM133 30H134V29H133ZM150 30H151V29H150ZM150 30H149V31H150ZM248 30H249V29H248ZM19 31H20V30H18V32H19ZM24 31H25V30H24ZM77 31H78V30H77ZM136 31H137V30H136ZM172 31H173V30H172ZM172 31H171V32H172ZM180 31H181V30H180ZM183 31H184V30H183ZM252 31H253V30H252ZM8 32H9V31H8ZM10 32H11V35L14 34V33L12 34V31H10ZM54 32H55V31H54ZM57 32H58V30H57ZM59 32H60V31H59ZM65 32H66V31H65ZM67 32H68V31H67ZM72 32H73V31H72ZM86 32H87V31H86ZM134 32H135V31H134ZM134 32H133V33H134ZM140 32H141V31H140ZM199 32H200V31H199ZM249 32H250V31H249ZM15 33H16V32H15ZM23 33H24V32H23ZM68 33H70V32H68ZM122 33H123V32H122ZM133 33H132V36H133V35L135 36L136 33H135V34H133ZM172 33H173V32H172ZM197 33H198V32H197ZM197 33H196V34H197ZM246 33H247V32H246ZM252 33H253V32H252ZM6 34H7V33H6ZM20 34H21V32H20ZM175 34H176V33H175ZM175 34H174V35H175ZM181 34H182V33H181ZM185 34H186V33H185ZM192 34H193V33H192ZM194 34H195V32H194ZM200 34H202V33H200ZM248 34H249V33H248ZM3 35H4V34H3ZM47 35H48V34H47ZM125 35H126V34H125ZM145 35H146V34H145ZM177 35H178V34H177ZM198 35H199V34H198ZM198 35H197V37H198ZM204 35H206V34H204ZM72 36H73V35H72ZM136 36H137V35H136ZM136 36H135V37H136ZM138 36H139V34H138ZM165 36H166V35H164V37H165ZM193 36H194V35H193ZM195 36H196V35H195ZM206 36H207V35H206ZM7 37H8V36H7ZM7 37H5V39H3V40L8 39ZM59 37H60V36H59ZM69 37H70V36H69ZM123 37H124V35H123ZM130 37H131V36H130ZM130 37H129V38H130ZM140 37H141V36H140ZM184 37H185V36H183V39H184ZM187 37H188V36H187ZM187 37H186V40L188 39ZM201 37H203V35H202ZM121 38H122V37H121ZM127 38H128V37H127ZM129 38H128V39H129ZM165 38H167V37H165ZM165 38H164V40H166ZM169 38H172V37H169ZM209 38H210V37H209ZM15 39H16V37H15ZM49 39H50V38H49ZM62 39H63V38H62ZM73 39H74V38H73ZM124 39H125V38H124ZM128 39H127V40H128ZM134 39H136V38H134ZM134 39H133V40H134ZM140 39H141V38H140ZM151 39H152V38H151ZM151 39H150V40H151ZM154 39H155V38H154ZM156 39H157V38H156ZM173 39H174V37H173ZM173 39H172V40H173ZM42 40H43V39H42ZM44 40H46V39H44ZM56 40H57V38H56ZM75 40L77 41V40H79V39H75ZM75 40H74V41H75ZM80 40H81V39H80ZM97 40H98V38H97ZM158 40H159V39H158ZM158 40H157V41H158ZM161 40H162V39H161ZM167 40H168V39H167ZM172 40H171V42H172ZM176 40H177V39L175 38V41H176ZM242 40H243V39H242ZM7 41H8V40H7ZM18 41H19V40H18ZM34 41H35V40H34ZM47 41H48V40H47ZM57 41H58V40H57ZM59 41H60V39H59ZM131 41H132V40H131ZM134 41H135V40H134ZM177 41H178V40H177ZM179 41H180V40H179ZM179 41H178V42H179ZM207 41H208V40H207ZM207 41H206V42H207ZM224 41H225V40H224ZM243 41H244V40H243ZM2 42H3V41H2ZM4 42H5V41H4ZM50 42H51V40H50ZM53 42H54V41H53ZM53 42H51V43H53ZM78 42L81 43L82 40H81V41H78ZM127 42H128V41H127ZM142 42L146 43L147 41H143V40H142ZM181 42H182V41H181ZM209 42H211V41H208V43H207L208 45H209ZM212 42H213V41H212ZM237 42H238V41H237ZM240 42H241V41H240ZM245 42H246V41H245ZM9 43H10V42H9ZM9 43H6V44H9ZM16 43H17V42H16ZM45 43H46V42H45ZM60 43H62V42H60ZM85 43H86V42H85ZM100 43H101V41H100ZM174 43H176V42H174ZM184 43H185V42H184ZM215 43H216V42H215ZM242 43H243V42H242ZM242 43H238V44H239V45H242ZM246 43H247V42H246ZM82 44H83V42H82ZM103 44H104V43H103ZM129 44H130V43H129ZM171 44H172V43H171ZM177 44H178V43H177ZM204 44H205V42H204ZM204 44H203V45H204ZM244 44H245V43H244ZM51 45H52V44H51ZM53 45H54V44H53ZM73 45H74V44H73ZM83 45H84V44H83ZM85 45H87V44H85ZM85 45H84V46H85ZM136 45H137V44H136ZM162 45H163V44H162ZM165 45H166V44H165ZM174 45H175V44H174ZM174 45L172 44V46H174ZM194 45H195V44L191 45V47L194 46ZM201 45H202V44H201ZM205 45H206V44H205ZM208 45H207V46H208ZM245 45H246V44H245ZM245 45H244V46H245ZM1 46H2V45H1ZM1 46H0V47H1ZM67 46H68V45H67ZM88 46H89V45H88ZM99 46H100V44H99ZM104 46H105V44H104ZM104 46H103V47H104ZM133 46H134V44H133ZM152 46H153V45H152ZM189 46H190V45H189ZM196 46H197V45H196ZM237 46H238V45H237ZM242 46H243V45H242ZM246 46H247V45H246ZM12 47L14 48V46H12ZM12 47H9V48H12ZM40 47H42V46H40ZM44 47H45V46H44ZM49 47H50V46H49ZM75 47H76V45H75ZM130 47H131V46H130ZM147 47H148V46H147ZM205 47H206V46H205ZM238 47H239V46H238ZM1 48H2V47H1ZM7 48H8V47H7ZM20 48H21V47H20ZM50 48H52V47H50ZM87 48H88V47H87ZM87 48H86V49H87ZM92 48H93V47H92ZM171 48H172V47H171ZM174 48H175V47H174ZM174 48H173V49H174ZM219 48H220V47H219ZM222 48H224V47H222ZM243 48H244V47H243ZM47 49H48V48H47ZM52 49H53V48H52ZM161 49H162V48H161ZM161 49H160V51H161ZM187 49H188V47H187ZM214 49H216V47H215ZM214 49H213V50H214ZM233 49H235V48H233ZM245 49H246V48H245ZM245 49H244V50H245ZM247 49H248V48H247ZM3 50H4V49H3ZM10 50H11V49H10ZM17 50H18V49H17ZM49 50H50V49H49ZM87 50H88V49H87ZM95 50H97V49H95ZM101 50L104 51V49H101ZM157 50H158V49H157ZM163 50H165V49H163ZM163 50H162V51H163ZM169 50H171V49H169ZM182 50H183V49H181V51H182ZM200 50H201V49H200ZM206 50H207V49H206ZM221 50L223 51V49H221ZM224 50H225V49H224ZM230 50H231V48H230ZM230 50H229V51H230ZM236 50H237V49H236ZM238 50H239V49H238ZM240 50H241V49H240ZM240 50H239V51H240ZM242 50H243V49H242ZM45 51H46V50H45ZM52 51H53V50H52ZM83 51H84V50H83ZM90 51H91V50H90ZM144 51H145V50H144ZM178 51H179V50H178ZM178 51H176V52H178ZM196 51L198 52V50H196ZM7 52H8V50H7ZM11 52H12V51H11ZM22 52H23V51H22ZM106 52H107V51H106ZM130 52H131V51H130ZM216 52H217V50H216ZM216 52H215V53H216ZM219 52H220V51H219ZM226 52H227V50H226ZM244 52H245V51H244ZM244 52H243V54H244ZM248 52H249V51H248ZM2 53H4V52H2ZM12 53H13V52H12ZM12 53H11V54H12ZM14 53H15V52H14ZM40 53H41V52H40ZM40 53H39V54H40ZM48 53H49V52H48ZM53 53H54V51H53ZM85 53H86V52H85ZM87 53H88V52H87ZM100 53H101V52H100ZM131 53H132V52H131ZM138 53H139V52H138ZM138 53H137V54H138ZM148 53H149V52H148ZM150 53H151V52H150ZM167 53H169V52H167ZM182 53H183V51H182ZM203 53H204V51H203ZM209 53H210V52H209ZM245 53H247V52H245ZM5 54H6V53H5ZM5 54H4V55H5ZM7 54H8V53H7ZM92 54H93V53H92ZM160 54H161V53H160ZM163 54H164V53H163ZM173 54H174V53H173ZM175 54H176V53H175ZM175 54H174V55H175ZM177 54H178V53H177ZM216 54L218 55L219 53H216ZM216 54H215V55H216ZM220 54H222V53L220 52ZM13 55H14V54H13ZM56 55H57V54H56ZM58 55H59V53H58ZM61 55H62V53H61ZM79 55H80V54H79ZM79 55H78V56H79ZM153 55H155V54H153ZM156 55H157V54H156ZM161 55H162V54H161ZM245 55H246V54H245ZM0 56H1V55H0ZM46 56H47V55H46ZM48 56H49V55H48ZM62 56H63V55H62ZM64 56H65V55H64ZM64 56H63V57H64ZM106 56H107V55H106ZM200 56H201V55H200ZM202 56H203V55H202ZM205 56H206V55H205ZM243 56H244V55H243ZM252 56H253V55H252ZM2 57H5V56H2ZM59 57H60V56H59ZM87 57H88V56H87ZM139 57H140V56H139ZM154 57H156V58H160V56H158V57H157V56H154ZM163 57H164V56H162V58H163ZM179 57H180V56H179ZM181 57H182V55H181ZM222 57H223V56H222ZM245 57H246V56H245ZM253 57H254V56H253ZM9 58H10V57H9ZM16 58H18V57H16ZM146 58H148V56H147ZM149 58H150V57H149ZM156 58H155V59H156ZM162 58H160V59L162 60ZM164 58H165V57H164ZM164 58H163V59H164ZM172 58H173V57H172ZM175 58H177V57H175ZM206 58H207V57H206ZM215 58H216V57H215ZM224 58H225V55H224ZM224 58H223V60H224ZM228 58H229V55H228ZM228 58H226V59H228ZM7 59H8V58H7ZM13 59H14V58H13ZM49 59H51V58H49ZM152 59H154V58H153V57L150 58V61H151ZM160 59H159V60H160ZM198 59H199V58H198ZM204 59H205V57H204ZM229 59H230V58H229ZM234 59H235V58H233L232 60H234ZM246 59H247V58H246ZM11 60H12V59H11ZM17 60H18V59H17ZM54 60H55V59H54ZM83 60H84V59H83ZM85 60H86V59H85ZM90 60H91V59H90ZM166 60H167V59H166ZM173 60H174V59H173ZM178 60H179V58H178ZM180 60H181V59H180ZM206 60H207V59H206ZM221 60H222V59H221ZM254 60H255V59H252L251 62H252L253 64H254V63L257 64L258 61H256V60L254 61ZM65 61H67L66 58H65ZM87 61H88V60H87ZM141 61H142V60H141ZM141 61H139V63H140ZM154 61H155V60H154ZM162 61H163V60H162ZM168 61H169V60H168ZM226 61H227V60H226ZM9 62H11V61H9ZM52 62H53V60H52ZM142 62H143V61H142ZM169 62H170V61H169ZM183 62H184V61H183ZM188 62H190V61H188ZM192 62H193V61H192ZM204 62H206V61H204ZM220 62H221V61H220ZM220 62H219V64H220ZM223 62H224V61H223ZM223 62H222V63H223ZM11 63H12V62H11ZM18 63H19V62H18ZM54 63H55V62H54ZM56 63L58 64V62H56ZM80 63H81V62H80ZM86 63H88V62H86ZM156 63H158V62H156ZM171 63H172V62H171ZM198 63H199V62H198ZM252 63H250V64H248V65L250 66ZM3 64H4V66H5V63H2V66H3ZM59 64H60V63H59ZM59 64H58V65H59ZM68 64H69V63H68ZM70 64H71V63H70ZM83 64H84V63H83ZM145 64L147 65L148 62L145 63ZM167 64H168V66L170 65L169 63H167ZM167 64H166V65H167ZM172 64H173V63H172ZM187 64H188V63H187ZM192 64H194V62H193ZM229 64H230V63H229ZM236 64H237V63H236ZM236 64H235V65H236ZM0 65H1V63H0ZM7 65H8V64H7ZM53 65H54V64H53ZM80 65H81V64H80ZM84 65H85V64H84ZM157 65H158V64H157ZM157 65H156V66H157ZM198 65H200V63L197 64L196 66H198ZM202 65H203V62H202ZM209 65H210V64H209ZM209 65H208V66H209ZM233 65H234V64H233ZM248 65H246V66L248 67ZM4 66H3V67H4ZM13 66H14V65H13ZM17 66H18V65H17ZM43 66H44V65H43ZM81 66H82V65H81ZM85 66H86V65H85ZM89 66L91 67L90 64H89ZM114 66H115V65H114ZM148 66H149V65H148ZM153 66H155V65H153ZM178 66H179V65H178ZM190 66H193V65H190ZM238 66H239V65H238ZM244 66H245V65H244ZM244 66H242V68H245V67H246V66H245V67H244ZM3 67H2V68H3ZM7 67H8V66H7ZM7 67H5V69H7ZM11 67H12V66H11ZM50 67H51V66H50ZM165 67H167V66H165ZM172 67H173V66H172ZM172 67H170V68H172ZM174 67L176 68V63H175V65H174ZM199 67H201V66H198V68H199ZM202 67H203V66H202ZM205 67H206V66H205ZM233 67H235V66H233ZM250 67H251V66H250ZM13 68H14V67H13ZM16 68H17V67H16ZM16 68H15V69H16ZM56 68H57V67H56ZM159 68H160V66H159ZM198 68H197V69H198ZM212 68H213V67H212ZM219 68H220V67H219ZM236 68H237V66H236ZM240 68H241V67H240ZM15 69H14V71H15ZM64 69H65V68H64ZM68 69H69V68H68ZM70 69H71V68H70ZM154 69H155V68H154ZM161 69H164V71H165V68H161ZM167 69L169 70V68H167ZM201 69H203V68H201ZM201 69H200V70H201ZM206 69H207V68H206ZM206 69H205V70H206ZM215 69H216V67H215ZM221 69H222V68H221ZM223 69H224V68H223ZM36 70H37V69H36ZM54 70H55V69H54ZM57 70H58V69H57ZM57 70H56V71H57ZM114 70H115V69H114ZM155 70H156V69H155ZM182 70H183V69H182ZM207 70H208V69H207ZM207 70H206V71H207ZM211 70H212V69H211ZM239 70H240V69H239ZM249 70H250V69H249ZM249 70H248V71H249ZM10 71H11V70H10ZM84 71H85V70H84ZM153 71H154V70H153ZM158 71H159V70H158ZM164 71H162V72H164ZM166 71H167V70H166ZM194 71H195V70H194ZM206 71H205V72H206ZM243 71H245V70H243ZM59 72H60V71H59ZM59 72H58V73H59ZM65 72H66V71H65ZM68 72H69V71H68ZM168 72H169V71H168ZM175 72H176V69H175ZM182 72H183V71H182ZM202 72H203V71H202ZM212 72H213V71H212ZM214 72H215V70H214ZM257 72H258V71H257ZM52 73H53V72H52ZM61 73H62V72H61ZM63 73H64V72H63ZM153 73H155V72H153ZM159 73H160V72H159ZM159 73H157V74H159ZM179 73H181V72H179ZM187 73H188V72H187ZM203 73H204V72H203ZM207 73H208V72H207ZM228 73H229V72H228ZM239 73H240V72H239ZM241 73H244V72H241ZM66 74H67V73H66ZM128 74H129V73H128ZM169 74H170V73H169ZM169 74L167 73V75H169ZM172 74H173V73H172ZM208 74H210V72H209ZM220 74H221V73H220ZM233 74H234V72H233ZM233 74H232V75H233ZM13 75H14V74H13ZM154 75H155V74H154ZM189 75H190V74H189ZM189 75H187V76H189ZM217 75H219V74L217 73ZM242 75H243V74H242ZM245 75H246V74H245ZM161 76H162V75H161ZM163 76H164V75H163ZM190 76H191V75H190ZM207 76H209V75H207ZM257 76H258V75H257ZM16 77H17V76H16ZM110 77H111V76H110ZM113 77H114V76H113ZM126 77H128V76H125V79H126ZM149 77H151V76H149ZM149 77H148V78H149ZM172 77H173V76H172ZM192 77H195V76H192ZM192 77H191V78H192ZM240 77H241V76H240ZM14 78H15V76H14ZM151 78L153 79V77H151ZM154 78H155V77H154ZM157 78H158V77H157ZM157 78H156V79H157ZM162 78H163V77H162ZM166 78H167V77H166ZM234 78H235V77H234ZM238 78H239V77H238ZM159 79H160V78H159ZM164 79H165V78H164ZM164 79H163V80H164ZM213 79H214V78H213ZM235 79H237V77H236ZM245 79H246V78H245ZM87 80H90V79H87ZM107 80H108V79H107ZM111 80H112V79H111ZM116 80H117V79H116ZM123 80H124V79H123ZM165 80H166V79H165ZM193 80H194V79H193ZM198 80H199V79H198ZM215 80H217V79H215ZM108 81H109V80H108ZM143 81H145V80H143ZM157 81H161V80H157ZM191 81H192V80H191ZM207 81H209V79H208ZM12 82H13V81H12ZM97 82H98V81H97ZM117 82H118V81H117ZM124 82H125V81H124ZM148 82L153 83V82H151V81H148ZM163 82H164V81H163ZM175 82H176V81H175ZM197 82L199 83V81H197ZM244 82H245V81H244ZM34 83H36V82H34ZM89 83H90V82H89ZM118 83H119V82H118ZM155 83H157V82L155 81ZM158 83H159V82H158ZM160 83H161V82H160ZM203 83H204V80H203V82H202V85H203ZM210 83H211V82H210ZM251 83H252V82H251ZM91 84H92V83H91ZM103 84H104V83H103ZM105 84H106V83H105ZM107 84H110V83H107ZM146 84H147V83H146ZM162 84H163V83H162ZM162 84H161V85H162ZM183 84H184V83H183ZM193 84H196L195 87L192 85V86L194 87L195 91L199 90V87H201V89H202V85H201V86H198V85H200V84H198V85H197V83H193ZM211 84H212V83H211ZM211 84H209V85H211ZM116 85H117V84H116ZM148 85H149V84H148ZM148 85H147V86H148ZM228 85L230 86V84H228ZM228 85H226V86H228ZM242 85H244V84H242ZM117 86H118V85H117ZM117 86H116V87H117ZM123 86H124V84H123ZM190 86H191V85H190ZM203 86H204V85H203ZM205 86H206V85H205ZM211 86H212V85H211ZM229 86H228V87H229ZM31 87H32V86H31ZM41 87H42V86H41ZM46 87H47V86H46ZM130 87H131V86H130ZM155 87H156V86H155ZM181 87H183V86H181ZM223 87H224V89H225V86H223ZM223 87H222V88H223ZM243 87H244V86H243ZM248 87H249V86H248ZM35 88H36V87H35ZM43 88H44V87H43ZM43 88H42V89H43ZM103 88H105V87H103ZM121 88H122V87H121ZM123 88H124V87H123ZM190 88H191V87H190ZM190 88L188 87V89H190ZM222 88H221V89H222ZM246 88H247V86H246ZM246 88H245V89H246ZM26 89H27V88H26ZM44 89H45V88H44ZM105 89H107V88H105ZM124 89H125V88H124ZM145 89H146V88H145ZM145 89H144V90H145ZM148 89H149V88H148ZM201 89H200V90H201ZM203 89H204V88H203ZM245 89H244V90H245ZM248 89H249V88H248ZM263 89H264V87H263L261 90H263ZM83 90H84V89H83ZM121 90H122V89H121ZM129 90H130V89H129ZM219 90H220V89H219ZM225 90H226V89H225ZM257 90H258V89H256V91H257ZM109 91H110V90H109ZM122 91H123V90H122ZM124 91H125V90H124ZM130 91H131V90H130ZM130 91H129V92H130ZM154 91H156V90H154ZM185 91H186V90H185ZM191 91L194 92V90H191ZM220 91H221V90H220ZM241 91H242V89H241ZM241 91H240V89H239V92H241ZM245 91H246V90H245ZM247 91H248V90H247ZM30 92H31V91H30ZM85 92H86V90H85ZM156 92L159 93V91H156ZM197 92H198V91H197ZM199 92H200V91H199ZM226 92H227V91H226ZM259 92H262V91L259 90ZM31 93H33V92H31ZM35 93H36V92H35ZM38 93H39V92H38ZM41 93H43V92L41 91ZM106 93H107V92H105V94H106ZM110 93H111V92H110ZM112 93H114V91H112ZM119 93H120V92H119ZM121 93H122V92H121ZM124 93H125V92H124ZM182 93H185V92H182ZM218 93L221 94V92H219V91H218ZM223 93H224V92H223ZM262 93H263V92H262ZM29 94H30V93H29ZM79 94H80V93H79ZM103 94H104V93H102V95H103ZM185 94H186V93H185ZM185 94H184V95H185ZM192 94H193V93H192ZM241 94H242V93H241ZM246 94H247V93H246ZM248 94H249V93H248ZM257 94H258V93H257ZM259 94H261V93H259ZM263 94H264V93H263ZM263 94H262V95H263ZM123 95H124V94H123ZM182 95H183V94H182ZM187 95H188V94H187ZM189 95H190V94H189ZM194 95H195V94H194ZM262 95H260V97H261ZM108 96H109V95H108ZM197 96H199V95H197ZM219 96H220V95H219ZM232 96H233V95H232ZM232 96H230V98H232ZM239 96H240V95H239ZM244 96H245V95H244ZM38 97H39V96H37V98H38ZM82 97H84V96H82ZM113 97H114V96H113ZM116 97L119 98V95L116 96ZM116 97H115V98H116ZM220 97H221V96H220ZM233 97H234V96H233ZM236 97H237V96H236ZM241 97H242V96H241ZM258 97H259V96H258ZM78 98H80V96H79ZM108 98H109V97H108ZM192 98H193V97H192ZM195 98H196V97H195ZM227 98H228V97H227ZM242 98H244V97H242ZM255 98H256V97H255ZM103 99H105V97H104ZM103 99H101L100 101H102ZM228 99H229V98H228ZM250 99H251V98H250ZM35 100H36V98H35ZM80 100H81V99H80ZM106 100H107V99H106ZM205 100L207 101V99H205ZM205 100L203 99V101H205ZM231 100H232V99H231ZM243 100H244V99H243ZM247 100H248V99H247ZM258 100H259V99H258ZM108 101H111V100L108 99ZM206 101H205V103H207ZM233 101H234V100H233ZM34 102H35V101H34ZM75 102H76V101H75ZM209 102H210V101H209ZM209 102H208V103H209ZM214 102H215V101H214ZM235 102H236V101H235ZM244 102H245V101H244ZM250 102H251V101H250ZM250 102H249V104H250ZM257 102H258V101H257ZM261 102H262V101H261ZM32 103H33V102H32ZM83 103H84V102H83ZM210 103H211V102H210ZM236 103H237V102H236ZM236 103H235V104H236ZM254 103H256V102H254ZM0 104H1V103H0ZM28 104H30V103H28ZM73 104H74V103H73ZM75 104H76V103H75ZM203 104H204V103H203ZM211 104H212V103H211ZM228 104H229V103H228ZM235 104H234V105H235ZM249 104H248V105H249ZM76 105H77V104H76ZM171 105H172V104H171ZM182 105H184V104L181 103V106H182ZM204 105H205V104H204ZM248 105H247V106H248ZM251 105H252V104H251ZM258 105H259V104H258ZM261 105H262V104H261ZM47 106H48V105H47ZM172 106H173V105H172ZM205 106H206V105H205ZM242 106H243V105H242ZM74 107H75V106H74ZM79 107H80V106H79ZM81 107H82V106H81ZM231 107H232V106H231ZM2 108H3V107H2ZM34 108H35V107H34ZM39 108L41 109V106H40ZM39 108H37V109H39ZM75 108H76V107H75ZM84 108H85V107H84ZM100 108L102 109V107H100ZM171 108H172V107H171ZM232 108L235 109L234 107H232ZM244 108H246V107H244ZM250 108H251V107H250ZM254 108H255V107H254ZM262 108H263V106L261 107V109H262ZM42 109H44V108H42ZM87 109H88V107H87ZM172 109H174V108H172ZM177 109H180V107L177 108ZM206 109H208V108H206ZM32 110H33V109H32ZM75 110H76V109H75ZM79 110H80V108H79ZM85 110H86V109H85ZM104 110H106V109L104 108ZM107 110H108V109H107ZM229 110H230V109H228L227 111L230 112ZM235 110H236V109H235ZM235 110H234V111H235ZM247 110H248V109H247ZM250 110H251V109H250ZM255 110H256V109H255ZM258 110H259V108H258ZM86 111H87V110H86ZM86 111H85V112H86ZM177 111H178V110H177ZM206 111H207V110H206ZM0 112H1V111H0ZM34 112H35V111H34ZM82 112H83V111H82ZM243 112H244V111H243ZM246 112H247V111H246ZM1 113H2V112H1ZM39 113H40V112H39ZM80 113H81V112H80ZM88 113H89V112H88ZM94 113H95V112H94ZM100 113H101V112H100ZM109 113H110V112H109ZM163 113H164V112H163ZM204 113H207V112L204 111ZM260 113H261V112H260ZM260 113H259V114H260ZM2 114H4V112H3ZM37 114H38V113H37ZM73 114H74V113H73ZM83 114H86V113H83ZM83 114H82V115H83ZM89 114H90V113H89ZM91 114H92V113H91ZM207 114H209V112H208ZM207 114H206V116H207ZM230 114H233V113H230ZM236 114H237V113H236ZM241 114H242V113H241ZM257 114H258V112H257ZM0 115H1V114H0ZM75 115H76V113H75ZM77 115H78V114H77ZM245 115H246V114H245ZM3 116H4V115H3ZM42 116H43V115H42ZM101 116H102V115H101ZM202 116H203V115H202ZM202 116H200L201 119L203 118ZM209 116H210V114H209ZM225 116H226V115H225ZM234 116H235V115H234ZM259 116H260V115H259ZM167 117H168V116H167ZM171 117H172V115H171ZM204 117H205V115H204ZM261 117H262V115H261ZM36 118H38V117H36ZM39 118H40V117H39ZM74 118H75V117H74ZM80 118H81V117H80ZM80 118H78V119H80ZM249 118H250V117H249ZM249 118H248V119H245V117H244V115H243L242 117H239V124H238V125H235V124H234L235 127H234V130H233V131L236 132L235 135H236L237 138L247 136V134H248V130L250 129V127H251V125H252V124L249 125L250 123H252V121L249 122L250 119H251V118H250V119H249ZM253 118H254V117H253ZM253 118H252V119H253ZM78 119H77V120H78ZM166 119H167V118H166ZM32 120H34V119H32ZM75 120H76V119H75ZM84 120H85V119H84ZM88 120H89V119H88ZM170 120H171V119H170ZM199 120H200V119H199ZM199 120H198V121H199ZM243 120H244V121H243ZM90 121H91V120H90ZM161 121H162V120H161ZM168 121H169V120H168ZM253 121H254V120H253ZM255 121H256V120H255ZM73 122H74V121H73ZM75 122H77V121H75ZM78 122H79V121H78ZM108 122H109V121H108ZM199 122H200V121H199ZM201 122H202V121H201ZM81 123H82V122H81ZM158 123H160V122H158ZM162 123H163V122H162ZM196 123H197V122H196ZM258 123H259V121H258ZM236 124H237V123H236ZM259 124H260V123H259ZM261 124H262V123H261ZM75 125H76V123H75ZM83 125H84V124H83ZM85 125H87V124H85ZM198 125H199V124H198ZM234 125H233V126H234ZM255 125H256V124H255ZM73 126H74V125H73ZM157 126H158V125H157ZM159 126H160V125H159ZM159 126H158V127H159ZM162 126H163V125H162ZM77 128H78V127H77ZM260 128L262 129V127H260ZM74 129H75V127H74ZM79 129H80V128H79ZM135 129H136V128H135ZM232 129H233V128H232ZM263 129H264V128H263ZM66 130H67V129H66ZM81 130H82V129H81ZM91 130H92V129H91ZM254 130H255V129H254ZM103 131H104V130H103ZM103 131H102V133H103ZM106 131H107V130H106ZM255 131H256V130H255ZM262 131H263V130H262ZM10 132H11V131H10ZM13 133H14V132H13ZM78 133H79V132H78ZM227 133H228V132H227ZM256 133H257V132H256ZM8 134H9V133H8ZM10 134H11V133H10ZM263 134H264V133H263ZM15 135H16V133H15ZM67 135H68V134H67ZM4 136H6V135H4ZM13 136H14V134H13ZM80 136H84V135L81 134ZM220 136H221V135H220ZM250 136H251V134H250ZM6 137H8V136H6ZM217 137H218V136H217ZM8 138H9V137H8ZM70 138H71V137H70ZM103 138H104V137H103ZM81 139H82V138H81ZM81 139H80V140H81ZM230 139H231V138H230ZM232 139H233V138H232ZM258 139H259V138H258ZM14 140H15V139H14ZM73 140H74V139H73ZM105 140H106V138H105ZM236 140H237V139H236ZM238 140H239V139H238ZM86 141H87V140H86ZM232 141H234V140H232ZM2 142H3V141H2ZM75 142H78V140H75ZM215 142H216V141H215ZM228 142H229V141H228ZM234 142H235V141H234ZM11 143H12V142H11ZM83 143H84V142H83ZM235 143H236V142H235ZM235 143H234V144H235ZM237 143H238V142H237ZM259 143H260V142H259ZM259 143H258V144H259ZM262 143H263V142H262ZM2 144H3V143H2ZM77 144H78V143H77ZM87 144H89V142H87ZM90 144L92 145V143H90ZM219 144H220V143H219ZM239 144H240V143H239ZM242 144H243V143H242ZM253 144H254V143H253ZM255 144H256V143H255ZM15 145H17V143H16ZM215 145H216V144H215ZM215 145H214V146H215ZM217 145H218V144H217ZM220 145H221V144H220ZM222 145H223V147H224V143H223ZM227 145H228V147H229V144H227ZM240 145H241V144H240ZM240 145H239V147H240ZM0 146H1V145H0ZM6 146H7V145H6ZM83 146H84V145H83ZM85 146H86V145H85ZM256 146H257V145H256ZM256 146H255V147H256ZM9 147H14V146H13V145H12V146L10 145ZM88 147H90V146H88ZM218 147L221 149V147H220L219 145H218ZM218 147H217V148H218ZM230 147H231V146H230ZM260 147H261V146H260ZM6 148H7V147H6ZM6 148H5V149H6ZM18 148H19V146H18ZM80 148H81V147H80ZM82 148H83V147H82ZM226 148H227V146H226ZM256 148H258V147H256ZM256 148H255V149H256ZM7 149H10V148H7ZM19 149H20V148H19ZM244 149H245V148H244ZM255 149H254V150H255ZM258 149H259V148H258ZM258 149H257V150H258ZM3 150H4V149H2V151H3ZM22 150H23V149H22ZM83 150H84V149H83ZM212 150H213V149H212ZM214 150H215V149H214ZM217 150H218V149H217ZM217 150H216V151H217ZM227 150H229V149L227 148ZM233 150H236V149H233ZM254 150H253V152H254ZM85 151H86V150H85ZM221 151H222V150H221ZM245 151H246V150H245ZM4 152H5V151H4ZM87 152H88V151H87ZM91 152H92V151H91ZM214 152H215V151H214ZM243 152H244V151H243ZM249 152H250V151H249ZM255 152H256V151H255ZM0 153H1V152H0ZM7 153H8V152H7ZM7 153H6V154H7ZM9 153H10V152H9ZM92 153H93V152H92ZM92 153H91V154H92ZM217 153H218V152H217ZM220 153H221V152H220ZM230 153H231V151H230ZM235 153H236V152H235ZM247 153H248V152H247ZM4 154H5V153H4ZM228 154H229V152H228ZM28 155H29V154H28ZM88 155H89V154H88ZM229 155H230V154H229ZM229 155H228V156H229ZM248 155H249V154H248ZM4 156H5V155H4ZM8 156H9V155H8ZM12 156H13V154H12ZM35 156H37V155H35ZM35 156H34V157H35ZM240 156H241V155H240ZM0 157H1V156H0ZM5 157H6V156H5ZM21 157H22V156H21ZM82 157H83V156H82ZM225 157H226V156H225ZM3 158H4V157H3ZM10 158H11V157H10ZM10 158H9V159H10ZM14 158H15V157H14ZM14 158H13V159H14ZM249 158H250V156H249ZM257 158H258V156H257ZM27 159H28V158H27ZM32 159H33V158H32ZM194 159H195V158H194ZM228 159H230V158H228ZM1 160H2V159H1ZM6 160H7V158H6ZM6 160H4V162H5ZM33 160H34V159H33ZM88 160H89V159H88ZM202 160H203V159H202ZM226 160H227V158H226ZM244 160H245V159H244ZM247 160H250V159L247 158ZM257 160H258V159H257ZM260 160H261V159H260ZM8 161H9V160H8ZM31 161H32V160H31ZM203 161H204V160H203ZM237 161H238V160H236V162H237ZM240 161H241V160H240ZM242 161H243V160H242ZM245 161H246V160H245ZM245 161H244V162H245ZM12 162H13V161H12ZM14 162H15V161H14ZM246 162H247V161H246ZM252 162H254V161H252ZM15 163H17V162H15ZM37 163H38V162H37ZM39 163H40V162H39ZM41 163H42V162H41ZM203 163H204V162H203ZM203 163H202V165H203ZM225 163H226V162H225ZM250 163H251V162H249V164H250ZM260 163H264V160H263V161H260L259 164H260ZM7 164H8V163H7ZM12 164H13V163H12ZM17 164H18V163H17ZM29 164H30V163H29ZM31 164H32V163H31ZM35 164H36V163H35ZM42 164H43V163H42ZM84 164H85V163H84ZM227 164H228V163H226V165H227ZM237 164H238V163H237ZM255 164H257V163L255 162ZM15 165H16V164H15ZM19 165H21V163H20ZM19 165H18V166H19ZM46 165H47V163H46ZM226 165L224 164V166H226ZM3 166H4V165H3ZM5 166H6V165H5ZM25 166H26V165H25ZM33 166L35 167V165H33ZM37 166H38V165H37ZM49 166H50V165H49ZM49 166H43V167H49ZM90 166H91V165H90ZM204 166H205V163H204ZM235 166H236V165H235ZM254 166H255V165H254ZM263 166H264V165H263ZM13 167H14V165H13ZM15 167H16V166H15ZM38 167H39V166H38ZM38 167H37V168H38ZM40 167H41V166H40ZM244 167H245V166H244ZM252 167H253V166H252ZM257 167H258V166H257ZM257 167H256V168H257ZM8 168H9V167H8ZM8 168H7V169H8ZM17 168H18V167H17ZM26 168H27V167H26ZM30 168H31V167H30ZM242 168H243V167H242ZM261 168H262V167H261ZM3 169H4V168H3ZM22 169H24V168H22ZM27 169H28V168H27ZM32 169H33V168H32ZM48 169H49V168H48ZM200 169H201V168H200ZM1 170H2V169H1ZM11 170H12V169H11ZM16 170H17V169H16ZM87 170H88V169H87ZM251 170H252V169H251ZM261 170H264V169H261ZM261 170H260V171H261ZM6 171H7V170H6ZM8 171H9V170H8ZM18 171H21L20 168H19ZM35 171H36V170H35ZM46 171H47V170H46ZM196 171H197V170H196ZM200 171H201V170H200ZM258 171H259V170H258ZM24 172H25V171H24ZM3 173H4V172H3ZM17 173H18V172H17ZM45 173H46V172H45ZM257 173H258V172H257ZM6 174H7V173H6ZM11 174L13 175V172H12ZM11 174H10V175H11ZM23 174H24V173L22 172V175H23ZM42 174H43V173H42ZM195 174H197V173H195ZM244 174H245V173H244ZM12 175H11V176H12ZM26 175L28 176V174H26ZM36 175H37V174H36ZM38 175H39V174H38ZM44 175H45V174H44ZM24 176H25V175H24ZM29 176H30V173H29ZM33 176H34V175H33ZM231 176H232V175H231ZM233 176H234V174H233ZM238 176H239V175H238ZM243 176H244V175H242L241 177H243ZM246 176H247V175H246ZM248 176H249V175H248ZM261 176H262V175H261ZM12 177H13V176H12ZM35 177H36V176H35ZM37 177H38V176H37ZM40 177H42V176H40ZM43 177H44V176H43ZM200 177H201V176H200ZM229 177H230V176H229ZM244 177H245V176H244ZM16 178H17V177H16ZM24 178H25V177H24ZM32 178H33V177H32ZM38 178H39V177H38ZM258 178H259V177H258ZM13 179H14V178H13ZM18 179H19V178H18ZM248 179H250V178H248ZM261 179H262V178H261ZM11 180H12V179H11ZM21 180H22V178H21ZM21 180L19 179V181H21ZM27 180H28V179H27ZM27 180H26V181H27ZM30 180H31V179H30ZM34 180H37V178L34 179ZM34 180H33V181H34ZM231 180H233V179H231ZM235 180H236V179H235ZM255 180H257V179H255ZM38 181H39V180H38ZM257 181H258V180H257ZM9 182H10V181H9ZM13 182H14V181H13ZM13 182H12V183H13ZM16 182H17V181H16ZM226 182H227V181H226ZM261 182H262V181H261ZM10 183H11V182H10ZM14 183H15V182H14ZM34 183H35V182H33V185H34ZM40 183H41V182H40ZM51 183H52V182H51ZM53 183H54V182H53ZM258 183H259V182H258ZM7 184L9 185V183H7ZM15 184H16V183H15ZM57 185H58V184H57ZM227 185H228V184H227ZM34 186H35V185H34ZM257 186H258V185H257ZM6 187H7V186H6ZM38 187H39V186H38ZM47 187H49V185H47ZM226 187H227V186L225 185V188H226ZM244 187H245V186H244ZM244 187H243V188H244ZM253 187H254V186H253ZM43 188L45 189L46 187L43 186ZM221 188H222V187H221ZM255 188H256V187H255ZM34 189H35V188H34ZM39 189H40V188H39ZM41 189H42V188H41ZM44 189H43V190H44ZM51 189H52V188H51ZM51 189L49 188L50 191H51ZM56 189H57V188H56ZM56 189H55V190H56ZM253 189H254V188H253ZM259 189H260V188H259ZM13 190H14V189H13ZM15 190H16V189H15ZM15 190H14V191H15ZM35 190H36V189H35ZM46 190H47V188H46ZM52 190H53V189H52ZM55 190H54V191H55ZM57 190H58V189H57ZM235 190H236V189H235ZM254 190H255V189H254ZM261 190H262V189H261ZM17 191H19V190H17ZM263 191H264V190H263ZM12 192H13V191H12ZM35 192H36V191H35ZM35 192H34V193H35ZM41 192H42V191H41ZM59 192H60V191L58 190V193H59ZM254 192H255V191H254ZM16 193H17V192H16ZM54 193H56V192H54ZM54 193H53V194H54ZM260 193H261V192H260ZM35 194H36V193H35ZM39 194H41V193H39ZM51 194H52V193H51ZM239 194H240V193H239ZM241 194H242V193H241ZM19 195H20V194H19ZM17 196H18V195H17ZM33 196H34V195H33ZM39 196H40V195H39ZM51 196H52V195H51ZM51 196H49V197H51ZM243 196H244V195H243ZM248 196H249V194H248ZM253 196H254V195H253ZM14 197H15V195H14ZM258 197H259V196H258ZM60 198H61V197H60ZM254 198H255V196H254ZM14 199H15V198H14ZM16 199L18 200L19 197H17ZM20 199H21V198H20ZM20 199H19V200H20ZM22 199H23V198H22ZM31 199H34V198H31ZM36 199H37V198H35L34 201H35ZM39 199H40V198H39ZM250 199H251V198H249V200H250ZM36 201H37V200H36ZM43 201H44V199H43ZM49 201H50V200H49ZM221 201H222V200H221ZM239 201H240V200H239ZM252 201H253V200H252ZM252 201H250V203H251ZM261 201H262V199H261ZM19 202H21V200H20ZM25 202H26V201H25ZM25 202H24V203H25ZM39 202H40V201H39ZM45 202H46V199H45ZM53 202H55V201H53ZM225 202H229V201L226 200ZM231 202H232V201H231ZM257 202H258V201H257ZM32 203H33V202H32ZM35 203H38V202H35ZM35 203H34V204H35ZM239 203H240V202H239ZM246 203H247V202H246ZM252 203H253V202H252ZM263 203H264V202H263ZM16 204H17V203H16ZM38 204H39V203H38ZM41 204H42V203H41ZM41 204H40V205H41ZM47 204H48V203H47ZM51 204H52V203H51ZM63 204H64V203H63ZM63 204H61V206H62ZM124 204H125V203H124ZM225 204H226V203H225ZM28 205H29V204H28ZM43 205H44V204H43ZM49 205H50V204H49ZM64 205H65V204H64ZM122 205H123V203H122ZM230 205H232V204H230ZM248 205H249V204H248ZM251 205H252V204H251ZM21 206H23V205H21ZM21 206H19L18 208H20ZM38 206H39V205H38ZM236 206H237V205H236ZM263 206H264V205H263ZM23 207H24V206H23ZM44 207H45V206H44ZM46 207H47V206H46ZM46 207H45V208H46ZM250 207H251V206H250ZM257 207H258V206H257ZM257 207H256V208H257ZM18 208H17V209H18ZM28 208H29V206H28ZM40 208H41V207H40ZM47 208H48V207H47ZM63 208H64V207H63ZM63 208L60 209V210L62 211ZM220 208H221V206H220ZM49 209H50V208H49ZM57 209H59V207H57ZM228 209H229V208H228ZM228 209H226V210H228ZM252 209H253V208H252ZM257 209H258V208H257ZM23 210H24V209H23ZM31 210H32V209H31ZM44 210H48V209H44ZM214 210H215V209H214ZM254 210H255V208H254ZM33 211H34V210H33ZM51 211H52V210H51ZM61 211H60V212H61ZM65 211H66V210H65ZM67 211H68V209H67ZM242 211H243V210H242ZM257 211H259V210H257ZM261 211H262V210H261ZM21 212L23 213V211H21ZM55 212H56V211H55ZM63 212H64V211H63ZM226 212H227V211H225V214H226ZM229 212H231V211L229 210ZM234 212H235V211H234ZM58 213H59V212H58ZM227 213H228V212H227ZM232 213H233V211H232ZM236 213H237V212H236ZM241 213H242V212H241ZM250 213H251V212H250ZM263 213H264V212H263ZM17 214H18V213H17ZM19 214H20V213H19ZM55 214H57V213H55ZM60 214H61V213H60ZM60 214H59V215H60ZM223 214H224V213H223ZM233 214H234V213H233ZM251 214H252V213H251ZM45 215H46V214H45ZM228 215H229V214H228ZM234 215H235V214H234ZM241 215H242V214H241ZM246 215H248V214H246ZM254 215H255V214H254ZM257 215H258V214H257ZM263 215H264V214H263ZM42 216H43V215H42ZM57 216H58V215H57ZM60 216H61V215H60ZM225 216H226V215H225ZM18 217H19V216H18ZM39 217H40V216H39ZM43 217H44V216H43ZM55 217H56V215H55ZM62 217H63V216H62ZM85 217H86V216H85ZM240 217H241V216H240ZM257 217H258V216H257ZM23 218H24V216H23ZM23 218H22V219H23ZM50 218L52 219V216H51ZM58 218H59V217H58ZM243 218H244V217H243ZM26 219H27V218H26ZM43 219H44V218H43ZM55 219H57V218H55ZM64 219H65V217H64ZM130 219H131V218H130ZM220 219H221V218H220ZM234 219H235V218H234ZM263 219H264V218H263ZM19 220H20V219H19ZM91 220H92V219H91ZM218 220H219V219H218ZM222 220H223V219H222ZM256 220H257V219H256ZM39 221L41 222V220H39ZM48 221H50V220L48 219ZM212 221H213V220H212ZM220 221H221V220H220ZM227 221H228V220H227ZM227 221H226V222H227ZM239 221H240V220H239ZM239 221H238V222H239ZM241 221H242V220H241ZM257 221H258V220H257ZM20 222H21V221H20ZM26 222H28V221H26ZM51 222H53V221H51ZM233 222H234V221H233ZM254 222H255V221H254ZM254 222H252V223H254ZM260 222H261V218H260ZM54 223H55V221H54ZM231 223H232V222H231ZM231 223H229V224L231 225ZM258 223H259V222H258ZM21 224H24V223H21ZM26 224H27V223H26ZM41 224H42V223H41ZM44 224H45V223H44ZM44 224H43V225H44ZM51 224H53V223H51ZM51 224H50V225H51ZM226 224H227V223H226ZM243 224H244V223H243ZM243 224H242V225H243ZM246 224H247V223H246ZM248 224H250V221H249ZM45 225H46V224H45ZM54 225H55V224H54ZM56 225H58V224H56ZM60 225H61V224H60ZM60 225H59V226H60ZM230 225H229V226H230ZM242 225H241V226H242ZM48 226H49V224H48ZM227 226H228V225H227ZM233 226H234V225H233ZM241 226H240V227H241ZM253 226H255V224H254ZM51 227H52V226H51ZM60 227H61V226H60ZM256 227H257V225H256ZM263 227H264V226H263ZM47 228H48V227H47ZM58 228H59V227H58ZM61 228H62V227H61ZM237 228H238V226H237ZM241 228H242V227H241ZM241 228H240V229H241ZM252 228H254V227H252ZM48 229H50V228H48ZM231 229H232V227H231ZM250 229H251V228H250ZM20 230H21V229H20ZM38 230H43V229L40 228V229H38ZM44 230H46V229H44ZM61 230H62V229H61ZM229 230H230V228H229ZM241 230H242V229H241ZM248 230H249V228H248ZM23 231H24V230H23ZM98 231H99V230H98ZM45 232H46V231H45ZM249 232H250V231H249ZM47 233H48V232H47ZM92 233H93V232H92ZM232 233H233V232H232ZM255 233H256V232H255ZM43 234H44V233H43ZM61 234H62V233H61ZM230 234H231V233H230ZM53 235H54V234H53ZM96 235H97V234H96ZM44 236H45V235H44ZM48 236H49V234H48ZM51 236H52V235H50V237H51ZM91 236H92V235H91ZM228 236H229V235H228ZM233 236H234V235H233ZM235 236H236V235H235ZM46 237H47V236H46ZM46 237H45V238H46ZM59 237H60V236H59ZM59 237L56 238V236H55L56 239H58ZM95 237H96V236H95ZM116 237H117V236H116ZM222 237H223V236H222ZM237 237H238V236H237ZM60 238H61V237H60ZM64 238H65V236H64ZM64 238H63V239H64ZM92 238H93V236H92ZM223 238H224V237H223ZM229 238H230V237H229ZM41 239H42V238H41ZM51 239H52V238H51ZM66 239H67V238H66ZM230 239H232V238H230ZM39 240H40V239H39ZM48 240H49V239H48ZM58 240H59V239H58ZM64 240H65V239H64ZM205 240H206V239H205ZM236 240H237V239H236ZM241 240H242V239H240L239 241H241ZM247 240H248V239H247ZM247 240L244 239V241H247ZM41 241H42V240H41ZM46 241H47V240H46ZM54 241H55V240H54ZM213 241H214V240H213ZM231 241H232V240H231ZM50 242H51V241H50ZM55 242H56V241H55ZM209 242H210V241H209ZM228 242H229V241H228ZM247 242H248V241H247ZM44 243H45V242H44ZM201 243H202V242H201ZM226 243H227V242H226ZM233 243H234V242H233ZM249 243H250V242H249ZM219 244H220V243H219ZM239 244L242 245V243H239ZM52 245H53V244H52ZM62 245H63V244H62ZM223 245H225V244H223ZM232 245H233V244H232ZM240 245H239V246H240ZM48 246H50V245H48ZM48 246H47V247H48ZM56 246H57V245H56ZM201 246H202V245H201ZM217 246H218V245H217ZM219 246L222 247L221 245H219ZM226 246H227V244H226ZM235 246H236V245H235ZM43 247H44V246H43ZM53 247H54V246H53ZM60 247H61V245H60ZM203 247H205V246H203ZM212 247L214 248V246H212ZM227 247H228L227 249H229L230 246H227ZM243 247H244V246H243ZM246 247H247V246H246ZM201 248H202V247H201ZM201 248H200V246H199L198 244H195V245H194V250L197 251V253L200 252V249H201ZM209 248H210V247H209ZM209 248H208V249H209ZM215 248H216V245H215ZM222 248H223V247H222ZM238 248H239V247H238ZM53 249H55V248H53ZM61 249H62V248H61ZM202 249H203V248H202ZM204 249H205V248H204ZM217 249H218V248H217ZM241 249H242V248H241ZM246 249H247V248H245V250H246ZM56 250H57V249H56ZM206 250H207V249H206ZM229 250H230V249H229ZM239 250H240V249H239ZM245 250H244V252H245ZM253 250H254V249H253ZM217 251H218V250H217ZM217 251H216V252H217ZM236 251H237V250H236ZM236 251H235V252H236ZM240 251H241V250H240ZM240 251H239V252H240ZM254 251H255V250H254ZM57 252H58V250H57ZM68 252H69V251H68ZM96 252H97V251H96ZM204 252H205V251H204ZM206 252H207V251H206ZM209 252H212V249H209ZM213 252H214V251H213ZM218 252H219V251H218ZM224 252H225V251H224ZM242 252H243V251H242ZM195 253H196V252H195ZM207 253H208V252H207ZM219 253H220V252H219ZM233 253H234V252H233ZM249 253H250V252H249ZM56 254H57V253H56ZM56 254H54V255H56ZM202 254H203V253H202ZM216 254L219 255L218 253H216ZM223 254H224V253H223ZM223 254H222V255H223ZM227 254H228V253H227ZM229 254H230V253H229ZM237 254L239 255L238 251H237ZM243 254H245V253H243ZM251 254H252V253H251ZM51 255H52V253H51ZM57 255H58V254H57ZM199 255H200V254H199ZM205 255H206V254L204 253V256H205ZM208 255H209V254H208ZM213 255H214V254H213ZM224 255H225V254H224ZM231 255H232V254H231ZM246 255H248V257L250 256L249 254H246ZM58 256H59V255H58ZM211 256H212V254H211ZM211 256H210V257H211ZM52 257H53V255H52ZM196 257H197V256H196ZM198 257H199V256H198ZM198 257L192 259L191 264H198L199 261H200V259H199ZM206 257H207V256H206ZM226 257H227V256H226ZM237 257H238V256H237ZM245 257H246V256H245ZM248 257H247V258H248ZM63 258H64V257H63ZM202 258H203V257H202ZM204 258H205V257H204ZM208 258H209V257H208ZM212 258H213V257H212ZM238 258H239V257H238ZM243 258H244V257H243ZM243 258H242V254H241L240 259L242 260ZM251 258L253 259V257H251ZM251 258H250V259H251ZM61 259H62V258H61ZM66 259H67V258H66ZM213 259H214V258H213ZM218 259H219V260L221 259L220 256L218 257ZM224 259H225V257H224ZM224 259L222 258V261H219L220 264H223V263L225 264V260H224ZM229 259H230V258H229ZM240 259H239V260H240ZM254 259H255V258H254ZM51 260H52V259H51ZM56 260H57V258H56ZM59 260H60V258L58 259V261H59ZM214 260H215V259H214ZM216 260H217V259H216ZM246 260H247V259H246ZM246 260H245V261H246ZM54 261H55V260H54ZM226 261H227V260H226ZM231 261H232V258H231ZM51 262H52V261H51ZM60 262H61V261H60ZM201 262H202V261H201ZM216 262L218 263V261H216ZM58 263H59V262H58ZM58 263H56V264H58ZM228 263H229V262H228ZM54 264H55V263H54ZM236 264H237V263H236ZM238 264H239V262H238Z\"/></svg>", "mask_w": 264, "mask_h": 264}]
</instances>
